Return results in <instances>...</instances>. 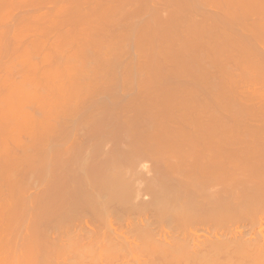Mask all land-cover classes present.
I'll return each instance as SVG.
<instances>
[{
	"label": "rangeland",
	"instance_id": "obj_1",
	"mask_svg": "<svg viewBox=\"0 0 264 264\" xmlns=\"http://www.w3.org/2000/svg\"><path fill=\"white\" fill-rule=\"evenodd\" d=\"M0 132L2 130H4V128H6V124H4L5 122L3 121V118L1 116H6L7 114H9L8 109L5 108L6 105V99L5 96H7V93H9V95L12 96L16 95H20L18 88L21 86H23L24 82L26 81L27 83H30L31 85H33V88L35 89L34 92H36L35 94L32 95L33 99L31 101L35 102L33 104V107L31 108V104L30 103H23V108L28 109L26 115L30 114V118L33 116V120L28 118L29 116H26V121L28 123V121H30V125L33 126L35 125V128L39 125V122L37 121L38 119H35L34 117L37 116V111H34L35 108L39 107L38 103L39 101L42 102L40 104V107L46 106L51 102V97H53V95L56 92V89H59L61 86H64L65 84H67L66 82H68L69 80V76L71 78L72 75H70V72L75 73L72 69L75 68H67L69 66V64L67 63L68 58L70 59H74L77 58V60L82 57V52L86 46L88 45L91 48H93L91 51L92 53H96L97 55L99 54V52H103L100 53L99 56H106L108 59L113 58L114 54H119L118 49H116L115 47H113V43H115L118 39L117 38H124V36L126 37L127 35L129 36V34L134 35L135 36H144L146 37L144 39V41L147 39L148 36V41L147 44L145 46H143L141 48V50H131L128 51V47L124 48L125 51L122 52V55H119V64H117V66H115V71L114 73L118 75H120L121 72L124 71V69L126 67H128V65L130 66V64H132V62H137L139 64H143L145 66V68H143L140 72V74H137L139 76H137V78L133 81L135 82L133 85L134 86L131 87L132 90H135L137 92H139V96H144L145 94L152 98L153 100H155V98H157L158 95H160L161 97V103L156 104L157 109L160 110V113L162 114V117H164V119L162 118L163 122L165 123L166 127H164L169 134H173V133H177L179 131H184L185 133H189L190 135V139L189 140H193L192 142H189V140H183V143H185L187 141V144H180L179 146L181 151L177 152V154H175V158L179 159L178 155L182 152V153H186L189 152L187 150H189L190 148L192 149H197L199 147H202L203 149L207 146V148L200 149V151H203L202 153L205 156L210 155V153L212 152V150L214 151H221V153L225 156L230 155L231 153L233 154H238V155H243V156H247L248 158H250L251 161L255 162L256 160L258 161L259 159H261V161H264V0H67L68 2H65L66 0H22V2L24 3L25 1H27L22 5L21 4H16L19 3V1H13L15 3H11L10 0H0ZM7 1V2H6ZM39 3H37V2ZM42 1V2H41ZM53 1V2H52ZM59 1V2H58ZM64 3H62V2ZM78 1V2H75ZM122 1V2H121ZM178 1V2H177ZM179 1L181 4H179ZM224 3H223V2ZM227 1V2H226ZM241 1V2H240ZM246 1V2H245ZM37 4H36V3ZM48 2V3H47ZM50 2V3H49ZM55 2V3H54ZM93 2V3H92ZM100 2V3H99ZM125 2V3H124ZM128 2V3H127ZM195 2V3H194ZM240 2V3H239ZM251 2V3H250ZM11 3V4H10ZM32 3V4H31ZM127 3V4H126ZM149 3V4H148ZM223 3V4H222ZM228 3V4H227ZM243 3V4H242ZM259 3V5H258ZM263 3V4H262ZM29 4V5H28ZM58 4V5H57ZM60 4V6H59ZM63 4V5H62ZM93 4V6H92ZM104 4V5H103ZM195 4V5H193ZM197 4V5H196ZM236 4V5H235ZM248 4V5H247ZM5 5V6H4ZM21 5V6H20ZM41 5V6H40ZM62 5V7H61ZM81 5V6H80ZM147 5V6H146ZM149 5V6H148ZM168 5V7H167ZM173 5V6H172ZM186 5H190L189 7H187ZM228 5V6H227ZM241 5V6H240ZM10 6V7H9ZM12 6V7H11ZM61 7V9H59V7ZM92 6V7H91ZM111 6V7H110ZM121 6V7H120ZM145 6V7H144ZM182 6V7H181ZM206 6V7H204ZM224 6V7H223ZM250 7L245 9L244 7ZM7 7V8H5ZM14 7V8H13ZM22 7V8H21ZM36 9H35V8ZM65 7V8H64ZM70 7V8H69ZM90 7V8H89ZM94 7V8H93ZM127 7V8H126ZM150 7V8H149ZM153 7V8H152ZM175 7V8H174ZM200 7V8H199ZM228 7V8H227ZM242 7V8H241ZM253 7V8H252ZM38 8V9H37ZM70 10H69V9ZM107 8V10L105 9ZM131 8V9H130ZM156 8V10H155ZM188 8V9H187ZM202 8V9H201ZM221 8V9H220ZM225 8V9H224ZM244 8V9H243ZM10 9V10H9ZM81 11H80V10ZM177 9V10H176ZM241 9V10H240ZM249 9V10H248ZM9 10V12H8ZM19 10V11H18ZM27 10V11H26ZM48 10V11H47ZM77 10V11H76ZM88 10V11H87ZM99 12H98V11ZM116 10V11H115ZM140 10V11H139ZM145 10V11H144ZM150 10V11H149ZM152 10V11H151ZM192 10V11H191ZM201 10V11H200ZM233 10V11H232ZM3 11V12H2ZM5 11V12H4ZM61 11V13L59 14L58 12ZM75 11V12H74ZM97 11V12H96ZM114 11V13H113ZM180 11V12H179ZM197 11V12H195ZM223 11V12H222ZM255 11V12H254ZM40 12V13H39ZM84 12V13H83ZM86 12V13H85ZM140 12V13H139ZM152 12V13H151ZM177 12V13H175ZM220 12V13H218ZM4 13V14H3ZM74 13V14H73ZM81 13V14H80ZM83 13V14H82ZM105 13V14H104ZM112 13V14H111ZM169 13V15H168ZM172 13V14H171ZM227 15H226V14ZM238 13L240 14V16L238 15ZM248 13V14H247ZM46 14V15H45ZM53 14V15H52ZM54 14H56L54 16ZM59 14V15H58ZM114 14V15H113ZM192 14V15H191ZM230 17H229V15ZM235 14L238 17V20L236 19V21H233L232 19L235 20ZM254 14V15H253ZM7 15V16H6ZM9 15V16H8ZM24 15V16H23ZM79 15V16H78ZM177 15V16H176ZM181 15V16H180ZM226 15V16H225ZM22 18H21V17ZM60 16V17H58ZM105 16V17H104ZM110 16V17H109ZM154 16H157L154 17ZM164 16V17H163ZM224 16V17H223ZM245 16V17H244ZM17 17V18H16ZM55 17V18H54ZM76 17V18H75ZM82 19H81V18ZM87 17V18H86ZM92 17V19H91ZM113 17V18H112ZM115 17V18H114ZM117 17V18H116ZM121 17V18H120ZM126 17V19H125ZM181 17V18H180ZM183 17V18H182ZM191 17V18H190ZM204 17V18H203ZM216 17V18H215ZM219 17V18H218ZM230 19H229V18ZM234 17V18H233ZM25 18V19H24ZM31 18V19H30ZM59 18V19H58ZM168 20H167V19ZM193 18V19H192ZM198 18V19H197ZM35 21H34V20ZM38 19V20H37ZM102 21H101V20ZM109 19V20H108ZM115 19V20H114ZM145 19V20H144ZM149 19V20H148ZM157 19V20H156ZM222 19V20H221ZM248 19V20H247ZM2 20V21H1ZM57 20V21H56ZM65 20V21H64ZM73 20V21H72ZM89 20V21H87ZM117 20V21H116ZM144 20V21H142ZM159 20V21H158ZM161 20V21H160ZM164 20V21H163ZM227 20V21H226ZM14 21V22H13ZM25 21V22H24ZM37 21V22H36ZM56 21V22H54ZM63 21V24H62ZM79 21V22H78ZM92 21V22H91ZM125 21V22H124ZM127 21V22H126ZM158 21V24L156 23ZM166 21V22H165ZM214 21V22H213ZM11 22V25L10 23ZM18 24H17V23ZM53 22V24H51ZM67 22V23H66ZM91 22V23H90ZM120 22H122L120 24ZM152 22V23H150ZM160 22V23H159ZM244 22V23H242ZM15 23V24H14ZM29 25H28V24ZM34 23V24H31ZM56 23V24H55ZM105 23V24H104ZM145 26H143V24ZM154 23V24H153ZM196 23V25L194 24ZM224 23V24H222ZM230 25H229V24ZM237 23V24H236ZM7 24V25H6ZM13 24V25H12ZM23 24V25H22ZM35 24H37L35 26ZM51 24V25H50ZM81 24V25H80ZM88 24V25H87ZM168 24V25H167ZM191 24V25H190ZM193 24V25H192ZM217 24V25H216ZM245 24V25H244ZM258 24V29L257 26ZM9 25V26H8ZM22 25V26H21ZM28 25V26H27ZM34 25V26H33ZM49 25V26H48ZM53 25V26H52ZM72 25V26H71ZM79 25V26H78ZM110 27H108V26ZM136 25V26H135ZM141 25V26H140ZM151 25V26H150ZM221 25V26H220ZM6 26V27H5ZM19 26V27H17ZM31 26H33L32 30H30ZM51 26V27H50ZM60 26V27H59ZM82 26V27H81ZM179 26V27H178ZM194 26V27H193ZM260 26V27H259ZM262 26V27H261ZM11 27V28H10ZM22 27V28H21ZM30 27V28H29ZM45 27V28H44ZM49 27V28H48ZM55 27V30H53ZM68 27V28H67ZM78 27V28H77ZM140 27V28H139ZM172 27V28H171ZM175 27V28H174ZM207 31H206V29ZM216 27V28H215ZM218 27V28H217ZM36 28V29H35ZM43 28V30H42ZM48 28V29H47ZM77 28V29H74ZM119 28V30H118ZM171 30H170V29ZM180 28V29H179ZM201 28H204L203 32L201 31ZM222 28V30H221ZM256 28V30L254 29ZM4 29V30H3ZM20 29V30H19ZM26 29V30H25ZM35 29V30H34ZM45 29V30H44ZM79 29V30H78ZM84 31H83V30ZM88 29V30H87ZM94 29V30H93ZM104 29V30H103ZM115 29V30H114ZM151 29V30H150ZM158 29V30H157ZM162 29V30H161ZM194 32H191V30ZM230 29V30H229ZM8 32H7V31ZM37 30V31H36ZM50 30V31H48ZM65 30V31H64ZM86 30V32H85ZM103 30V32H102ZM111 30V31H110ZM136 30V31H135ZM157 30V31H156ZM162 32H161V31ZM177 30V31H176ZM186 30V31H185ZM214 30V31H213ZM252 30V31H251ZM257 30H259V33L257 32ZM3 31V32H2ZM48 31V32H47ZM90 31V32H89ZM160 31V32H159ZM206 31V32H205ZM219 31V32H218ZM239 31V32H238ZM61 32V33H59ZM83 32V33H82ZM100 32V33H99ZM109 32V33H108ZM133 32V33H132ZM136 32V33H135ZM169 32V33H168ZM195 32H197L198 34H196ZM200 32V33H199ZM257 32V33H256ZM12 35H11V34ZM35 33V34H34ZM42 33V34H41ZM64 33V35H63ZM79 33V34H78ZM81 33V34H80ZM102 33V34H101ZM120 33V34H119ZM138 33V34H137ZM148 33V34H147ZM163 35V38H159L162 39V41H154L155 40V36L156 34ZM164 33V34H163ZM183 33V34H182ZM188 33H193V36H189ZM226 33V34H225ZM233 33V34H232ZM241 33V35H240ZM249 33V34H248ZM252 33V34H251ZM58 34V35H57ZM78 34V35H77ZM108 34V35H107ZM144 34V35H143ZM146 34V35H145ZM181 34V35H179ZM196 34V35H194ZM205 36H203V35ZM213 34V35H212ZM220 34V35H219ZM9 35V36H8ZM61 35V36H60ZM93 35V36H92ZM124 35V36H122ZM131 35V36H132ZM151 35V36H150ZM158 35V36H159ZM209 35V36H208ZM226 35V36H225ZM238 35V36H237ZM261 35V36H260ZM26 36V38H24ZM42 36V37H41ZM79 36V37H78ZM82 36V37H81ZM99 36V37H98ZM114 36V37H113ZM137 36V37H138ZM179 36V37H178ZM181 36V37H180ZM216 36V37H215ZM218 36V37H217ZM225 36V37H224ZM31 37V38H30ZM40 37V38H39ZM44 37V38H43ZM84 37V38H83ZM88 37V38H87ZM143 37V38H144ZM155 37V38H154ZM188 37V38H186ZM193 37V38H192ZM198 37V38H197ZM204 37V38H203ZM206 37V38H205ZM215 37V38H214ZM226 39V37L229 38V42L225 43L226 41L223 39ZM230 37H231V41H230ZM245 37V38H244ZM9 38V39H8ZM22 38V39H21ZM83 38V39H82ZM116 38V39H115ZM119 38V39H120ZM158 38V37H157ZM156 38V40H157ZM174 38V39H173ZM238 40H237V39ZM252 38V39H251ZM260 40H258V39ZM3 39V40H2ZM5 39V40H4ZM71 39V41H70ZM75 39V40H74ZM88 39V40H87ZM90 39V40H89ZM103 39V40H102ZM105 39V40H104ZM189 39L191 40L189 42L188 40V44H186V40ZM195 39L196 41L192 40ZM200 39V40H198ZM205 40V44H204V40ZM214 39H218L217 41ZM245 39V40H244ZM14 40V41H13ZM23 42H22V41ZM35 40V41H34ZM78 40V41H77ZM82 40V41H81ZM114 40V41H113ZM165 40V41H164ZM209 40V41H208ZM215 42H214V41ZM241 40V41H240ZM257 40V41H256ZM37 41V42H36ZM42 41V42H41ZM59 41V42H58ZM86 41V42H84ZM152 41V42H151ZM180 41V42H179ZM183 41V42H182ZM213 41V42H211ZM22 42V43H21ZM28 42V43H27ZM33 42V43H32ZM66 42V43H65ZM72 42H74L73 44H71ZM91 42V43H90ZM111 42V43H109ZM127 42V41H126ZM185 42V43H184ZM195 43V45L197 46L199 43V46H193L192 43ZM217 42V43H216ZM221 42V43H220ZM16 43V44H15ZM26 43V44H25ZM37 45H34V44ZM44 43V44H43ZM90 43V45H89ZM93 43V45H92ZM184 43V44H183ZM211 43H213V45L211 47H209L211 45ZM214 43L215 46H214ZM219 43V45L221 46H217V44ZM229 43V44H228ZM24 44V45H23ZM30 44V45H29ZM43 46H42V45ZM71 44V45H70ZM84 44V45H83ZM97 46H96V45ZM110 46L111 44L113 45L111 48V50H108L107 53H104L103 51V46ZM109 44V45H108ZM154 44V46H153ZM190 44V45H189ZM192 44V45H191ZM210 44V45H209ZM262 44V45H261ZM16 45V47H15ZM22 45V46H21ZM40 45V46H39ZM70 45V46H69ZM76 45V46H75ZM82 45V46H81ZM86 45V46H85ZM100 45V46H99ZM127 45V44H126ZM156 45V47H155ZM165 45V46H164ZM168 47H167V46ZM206 45V46H204ZM209 45V46H208ZM239 45V46H238ZM255 45V46H254ZM14 46V47H12ZM19 46V47H18ZM53 46V47H52ZM85 46V47H84ZM92 46V47H91ZM153 46V47H152ZM185 46V47H184ZM191 48V46H193L195 48L189 49V47ZM234 46V48H233ZM250 46V47H249ZM11 47V48H10ZM31 49H30V48ZM43 47V48H41ZM152 47V50H151ZM155 47V48H154ZM206 48L205 50L208 51V53H203L204 48ZM209 47V48H208ZM217 49L218 47H220V50H222V48L226 47L224 51L220 52L222 54V56H220L219 54L216 55L214 54L213 51H215V48ZM232 47V48H231ZM13 48V49H12ZM34 48V49H33ZM39 48V49H38ZM48 48V49H45ZM58 48V49H57ZM81 48V50H80ZM162 48V49H161ZM209 50H208V49ZM228 48V49H227ZM239 48V49H238ZM242 48V49H241ZM248 48V49H247ZM13 53H12V51ZM22 49V50H21ZM53 51H52V50ZM67 49V50H66ZM69 49V50H68ZM115 49V50H114ZM173 49V50H172ZM202 50V53L200 50ZM232 49V50H231ZM235 49V50H234ZM237 49V50H236ZM4 50V51H3ZM38 50V51H37ZM41 50V51H40ZM43 50V51H42ZM51 50V51H50ZM80 50V51H79ZM95 50V51H94ZM117 50V52H116ZM219 50V49H218ZM215 51V53L218 52ZM231 53H229L228 52ZM3 51V52H2ZM31 51V52H30ZM34 51V53H33ZM40 51V52H39ZM112 51V52H111ZM128 51V52H127ZM149 51V52H148ZM166 51V52H165ZM168 51V52H167ZM180 53H179V52ZM200 51V52H199ZM227 51V52H226ZM235 51V52H234ZM241 51V52H240ZM252 53H251V52ZM10 52V53H9ZM54 52V53H53ZM71 52V53H70ZM81 52V53H80ZM127 52V53H126ZM137 52V53H136ZM147 52V54H145ZM160 52V53H159ZM164 52V53H162ZM190 52V53H189ZM199 52V53H198ZM218 52V53H219ZM240 54H239V53ZM7 53V54H6ZM21 53V54H20ZM37 53L40 55H37ZM60 53V55H59ZM65 53V54H63ZM132 53V54H131ZM150 53V54H149ZM174 53V54H173ZM231 55L232 57H230L229 55ZM233 53V55H232ZM6 54V55H5ZM17 54V55H16ZM36 54V55H35ZM52 54L54 56H52ZM81 54V55H80ZM102 54V55H101ZM105 54V55H104ZM144 54V55H143ZM158 54V57H157ZM163 54V56H162ZM170 54V55H169ZM181 54V55H180ZM217 56V57H215ZM258 54V55H257ZM11 55V56H10ZM21 55V56H20ZM56 55V56H55ZM110 57H109V56ZM135 55V56H134ZM141 55V56H140ZM151 55V56H150ZM154 55V56H153ZM175 55V56H174ZM180 55V56H179ZM204 55V56H203ZM218 58V59H215ZM225 55H227L225 57ZM241 55V56H240ZM244 55V56H242ZM13 56V57H12ZM36 56V57H35ZM116 56V55H115ZM122 56V57H121ZM132 56H134L132 58ZM150 56V57H149ZM192 56V58H191ZM196 56V58H195ZM250 56V58H249ZM7 57V58H6ZM52 57V58H50ZM67 57V59H66ZM125 57V58H124ZM174 57V58H173ZM177 57V59H176ZM224 57V59H222ZM2 58V59H1ZM9 58V59H8ZM15 58H16V63H15ZM41 58V59H40ZM56 58V59H55ZM127 58V60H126ZM135 58V59H134ZM139 58V59H138ZM148 58V59H147ZM152 58V59H151ZM226 58V59H225ZM229 58V60H228ZM254 58V61L252 60ZM6 59V60H5ZM28 59V60H27ZM154 59V60H153ZM162 59V60H161ZM175 59V60H174ZM179 59V60H178ZM183 59V60H182ZM191 59V60H190ZM242 59V60H241ZM2 60V61H1ZM20 60V61H19ZM23 60V61H22ZM25 60V61H24ZM76 60V59H74ZM152 60V61H150ZM158 62H156V61ZM185 60V61H184ZM224 60V61H223ZM226 60V61H225ZM248 60V61H247ZM249 63V67H251V65L253 64V67L249 68L248 67V62ZM9 63H7V62ZM31 61V62H30ZM43 61V62H42ZM47 61V62H46ZM49 61V62H48ZM129 61V63H128ZM175 61V62H174ZM179 61V62H178ZM196 61V62H195ZM212 61V62H211ZM214 61V62H213ZM217 61V62H215ZM247 61V63H246ZM39 62V63H38ZM52 62V63H51ZM133 62V64H134ZM188 62V63H187ZM190 62V63H189ZM211 62V63H208ZM221 62V63H220ZM228 62V63H227ZM232 62V63H231ZM253 62V63H252ZM11 63V64H10ZM13 63V64H12ZM22 65H21V64ZM25 63V65H24ZM44 63V64H43ZM167 63V64H166ZM174 63V64H173ZM176 63V64H175ZM179 63V64H178ZM204 63V65H203ZM220 63V64H219ZM223 63V64H222ZM10 64V67H9ZM46 64V65H45ZM121 64V65H120ZM195 64V65H194ZM206 64V65H205ZM216 64V65H215ZM219 64V65H218ZM12 65V66H11ZM14 65V66H13ZM16 65V66H15ZM19 65V66H17ZM35 65V67H34ZM42 67H41V66ZM53 65V66H52ZM61 65V66H60ZM68 65V66H67ZM150 65V67H148ZM158 65V66H157ZM161 65V66H160ZM186 65V66H185ZM201 65V66H200ZM221 65V66H220ZM228 65V66H227ZM256 65V66H255ZM164 66V67H163ZM167 66V67H166ZM173 66V67H172ZM192 66H194V68H192ZM199 66V67H196ZM213 66V67H212ZM242 66V67H241ZM4 67V68H3ZM18 67V68H17ZM23 67V68H21ZM42 69H41V68ZM59 67V68H58ZM125 67V68H124ZM180 67V68H178ZM188 67V69H187ZM196 67V68H195ZM202 69H201V68ZM224 67V68H223ZM256 67V68H255ZM9 68V69H8ZM29 68V69H28ZM66 68V69H65ZM83 68V67H82ZM79 68V70H77L78 72L82 69ZM148 68V69H147ZM153 68V69H152ZM172 68V70H171ZM177 68V70H176ZM249 68V69H248ZM21 69V71L19 70ZM36 69L38 71H36ZM78 69V68H76ZM75 69V71H76ZM87 67H84L83 70L81 72L87 73L89 72V70ZM148 70V72L146 70ZM161 69V70H160ZM214 69V70H213ZM218 69V70H217ZM242 69V70H241ZM3 70V71H2ZM44 72H43V71ZM61 70V71H60ZM120 70V71H119ZM123 70V71H122ZM160 70V71H159ZM189 70V71H188ZM199 70V71H198ZM207 70L206 73H203ZM210 70V71H209ZM224 70V71H223ZM260 70V71H259ZM11 71V72H10ZM17 73H16V72ZM27 71V72H26ZM70 71V72H69ZM76 71V72H77ZM146 71V72H145ZM155 71V72H154ZM168 73H167V72ZM172 71V73H171ZM174 71V72H173ZM179 71V72H178ZM182 73H181V72ZM188 71V72H187ZM202 71V72H201ZM209 71V72H208ZM19 72V73H18ZM32 72V73H31ZM152 72V73H151ZM165 72V73H164ZM232 72V73H231ZM7 73V74H6ZM28 73V74H27ZM38 73V74H37ZM44 73V75H43ZM52 73V74H51ZM57 73V74H56ZM68 73V74H66ZM80 73V72H79ZM148 73V74H146ZM151 75H150V74ZM177 73V75H176ZM197 75H196V74ZM202 75H201V74ZM212 73V74H209ZM214 73V74H213ZM216 73H219L218 75ZM222 73V75H221ZM227 73V74H226ZM249 73V74H248ZM259 73V74H258ZM18 74V75H17ZM88 74V73H87ZM86 74V75H87ZM207 74V75H206ZM235 74V75H234ZM15 75V76H14ZM29 75V76H28ZM85 75V74H84ZM145 75V76H142ZM209 75V76H208ZM220 75V76H219ZM237 75V76H236ZM8 76V77H7ZM11 76V77H10ZM21 76V77H20ZM39 78H38V77ZM57 76V77H56ZM149 76V77H148ZM162 76V77H161ZM172 76V77H171ZM177 76V77H176ZM198 78H197V77ZM201 76V77H200ZM215 78H214V77ZM224 76V77H221ZM235 76V77H234ZM241 76V77H240ZM10 77V78H9ZM29 77V78H28ZM61 77V78H60ZM146 77H148L146 79ZM159 77V80H158ZM161 77V78H160ZM188 77H190L188 79ZM211 77V78H210ZM221 77V78H220ZM250 77V78H249ZM42 78V79H41ZM65 78V79H64ZM173 78V79H171ZM201 78V79H200ZM209 78V79H208ZM220 78V80H219ZM223 78V79H222ZM232 78V79H231ZM253 78V81H252ZM11 79V80H10ZM26 79V80H25ZM57 79V80H56ZM61 79V80H60ZM67 79V81H66ZM167 79V80H166ZM197 79V80H196ZM199 79V80H198ZM222 79V80H221ZM235 79V80H234ZM4 80V81H3ZM8 80V81H7ZM16 82H15V81ZM46 80V81H45ZM152 80V81H151ZM158 80V81H156ZM10 81V82H9ZM30 81V82H29ZM41 81V82H40ZM151 81V82H150ZM174 81V82H173ZM209 81V82H208ZM214 81V82H213ZM225 81V82H224ZM244 81V82H243ZM13 82V83H12ZM54 82V83H53ZM64 82V83H63ZM138 82V84H137ZM153 82V83H152ZM159 82V83H158ZM163 82V83H162ZM196 82V83H195ZM198 82V83H197ZM215 84H212V83ZM219 82H221L219 84ZM238 82V83H237ZM254 82V83H253ZM262 85H261V83ZM20 83H22L20 85ZM26 83V84H27ZM40 83V84H39ZM51 83V84H50ZM141 83V85H140ZM152 83V84H151ZM158 83V85H157ZM201 83V84H200ZM224 83V84H223ZM230 83V84H229ZM249 83V84H248ZM253 83V84H252ZM7 84V86H6ZM16 84H19L16 86ZM241 84V85H240ZM258 84V85H257ZM50 86V87H47ZM60 87H59V86ZM137 85L138 87L136 88ZM211 85V86H210ZM232 85V86H231ZM17 87V90H15V87ZM59 88H58V87ZM146 86V87H143ZM151 86V87H150ZM158 86V87H157ZM172 86V87H171ZM183 86V87H182ZM227 86V87H226ZM235 86V87H234ZM14 87V88H13ZM53 87V88H51ZM57 87V88H56ZM165 87L168 89H165ZM185 87V88H184ZM202 87V88H201ZM204 87V88H203ZM210 87V88H209ZM251 87V88H250ZM23 88V87H22ZM47 88L49 90H47ZM139 88V89H138ZM143 88V89H142ZM151 88V89H150ZM163 88V89H162ZM199 88V89H198ZM206 88V90H205ZM220 88V89H218ZM226 88V89H225ZM256 88V89H255ZM131 89L127 90H123L119 93H122L121 96H123V99L126 97V99H132L134 96L133 94L136 93V91H132ZM186 91H185V90ZM202 89V90H201ZM236 89V90H235ZM243 89V90H242ZM254 89V90H253ZM54 90V92H53ZM139 90V91H138ZM145 90V91H144ZM184 90V91H183ZM189 90L191 92H189ZM223 90V91H222ZM231 90V92H230ZM50 91V92H49ZM153 91V93H152ZM161 91V93H160ZM164 91V92H163ZM178 91V92H177ZM213 91V92H212ZM216 91V92H214ZM228 91V92H227ZM234 91V92H233ZM262 93H261V92ZM39 92L41 94V96L43 97H39ZM53 92V93H52ZM133 92V93H132ZM166 92V93H165ZM222 92V93H221ZM227 92V93H226ZM237 92V93H236ZM246 92V93H245ZM47 93V94H46ZM152 95H151V94ZM169 93V94H168ZM178 93V94H177ZM190 93V94H187ZM193 93V94H192ZM203 93V94H202ZM217 93V94H216ZM226 93V94H224ZM261 93V94H260ZM45 94V95H44ZM137 94V93H136ZM141 94V95H140ZM144 94V95H142ZM180 94V95H179ZM212 94V95H211ZM229 94V95H228ZM37 95V96H35ZM131 95V97H130ZM136 95V96H138ZM145 95V96H146ZM190 95V96H189ZM210 95V96H209ZM219 95V96H218ZM225 95V96H224ZM231 96V98H227V96ZM252 95V96H251ZM9 96V97H10ZM133 96V97H132ZM138 96V98H139ZM144 96V97H145ZM194 96V97H193ZM204 96V97H203ZM222 96V97H221ZM159 97V96H158ZM35 98V99H34ZM49 98V99H48ZM143 97L139 98V100L141 99V107L139 106L138 108H136V110H144L146 109V105H143L144 103V99H142ZM163 98V99H162ZM177 98V99H176ZM184 98V99H183ZM192 98V99H190ZM221 98V99H220ZM225 98V99H224ZM234 100H231V99ZM249 98V99H248ZM263 98V99H262ZM41 99V100H40ZM124 99V100H126ZM127 99V100H128ZM169 101H168V100ZM214 99V100H213ZM224 99V100H223ZM34 100V101H33ZM39 100V101H37ZM160 100V98H158V101ZM194 100V101H193ZM201 100V101H200ZM225 100L227 102H225ZM231 100V102H230ZM257 100V101H256ZM13 104L15 105H11L13 110L15 109L16 111L18 110V106L16 107V103L15 100H13ZM44 101V102H43ZM166 101V102H165ZM4 102V103H3ZM30 102V101H27ZM160 102V101H159ZM168 102V103H167ZM189 102V103H188ZM204 102V103H203ZM238 102V103H236ZM46 103V104H45ZM214 103V104H213ZM218 103V104H216ZM227 103V104H226ZM250 103V104H249ZM1 104H5L4 106ZM25 104V105H24ZM30 104V105H29ZM37 104V105H36ZM137 104V103H136ZM139 104V103H138ZM166 104V105H165ZM168 104V105H167ZM174 104V105H173ZM178 104V105H177ZM182 104V106H181ZM193 106H192V105ZM212 104V105H211ZM238 104V105H237ZM240 104H242V107L240 106ZM202 105V108L201 106ZM206 105V106H205ZM237 107H236V106ZM257 105V107H256ZM10 106V104H9ZM27 106V107H26ZM36 106V107H35ZM143 106V108H142ZM167 106V107H166ZM177 106V107H176ZM180 106V107H179ZM189 106V107H188ZM195 106V107H194ZM197 106V108H196ZM205 106V107H204ZM209 106V108H208ZM215 106V107H214ZM222 106V107H221ZM251 106V107H250ZM16 107V108H15ZM30 107V109L28 108ZM79 107H81L79 105ZM192 107V108H191ZM242 109H240V108ZM249 107V108H248ZM4 110H3V109ZM122 109L118 110V113H120V116H122L123 119H127L129 118H134V113H136V110H131L133 108H126V106L124 107H120ZM248 108V109H247ZM6 109V110H5ZM25 109V110H26ZM164 109V110H163ZM170 109V110H169ZM200 112H199V110ZM203 109V110H202ZM250 109V111H249ZM24 110V111H25ZM36 110V109H35ZM123 110V111H122ZM131 110V111H130ZM162 110V111H161ZM174 110V111H173ZM178 110V111H177ZM228 110V111H227ZM239 110H242L243 112H240ZM3 111V113H2ZM5 111L7 113H5ZM80 113L76 112V118L79 119V117L81 116V114L83 113V110L80 109ZM98 111V109H97ZM122 111V112H121ZM183 111V112H182ZM186 111V112H185ZM211 111V112H210ZM239 111V112H238ZM258 111V112H257ZM20 112V111H19ZM99 112V111H98ZM128 112V113H127ZM134 112V113H133ZM159 112V111H158ZM171 112V113H169ZM173 112V113H172ZM192 112V113H191ZM204 112V113H203ZM246 112V113H244ZM251 112V113H250ZM253 112V113H252ZM5 113V115H4ZM78 113V115H77ZM123 113L125 115H123ZM195 113V115H194ZM206 113V114H205ZM215 113V114H214ZM237 113V114H236ZM239 113V115H238ZM244 113V114H243ZM249 113V114H248ZM28 114V115H29ZM36 114V115H35ZM184 114V115H183ZM189 114V115H188ZM208 114V115H207ZM131 115V116H130ZM242 115V116H241ZM170 116V117H169ZM173 116V117H172ZM176 116V117H174ZM196 116V117H195ZM213 116V117H212ZM194 117V118H193ZM205 117V118H204ZM210 117V118H209ZM261 117V118H260ZM175 118V119H174ZM219 118V119H218ZM243 118V119H241ZM246 118V119H245ZM30 119V120H28ZM181 119V120H180ZM193 119V120H192ZM198 119V120H197ZM200 119V120H199ZM241 119V120H240ZM35 120V121H34ZM133 120V119H132ZM165 120V121H164ZM174 120V121H173ZM176 120V121H175ZM179 120V121H178ZM246 120V121H245ZM172 121V122H171ZM215 121V122H214ZM217 121H219L218 123H216ZM262 121V122H261ZM2 122V123H1ZM36 122V123H34ZM162 122V125H164V123ZM230 122V123H229ZM184 123V124H183ZM190 123V124H189ZM206 123V124H205ZM209 123V124H208ZM215 123V124H214ZM4 126H3V125ZM38 124V125H37ZM204 124V125H203ZM79 125V126H78ZM77 125V131L75 130L74 134L72 136H70L69 138H67L65 141L60 142L59 140L57 141L56 137H51L50 139L52 140H48L49 142L43 144L42 149L45 148L46 144L47 147L51 146V144H53V146L58 142H59V147H61V153H60V158H63L60 160L59 165L55 167L56 171V176L60 177V180L63 182L61 175L64 178H66V180H68V178H70L71 176V170L69 168H67V157L70 156V154L77 148V146H79L82 150V154H85L84 157H86L87 155L92 156V160L93 162L95 161V163H98L99 161H104L107 160V158L109 159L110 156L113 157V153L116 152V146L115 145V141L112 140V138L109 139H105L103 140L99 145H97V147L95 148L94 145L89 144L88 140L86 142L87 139V129L84 127H81V124ZM142 125V123L140 124ZM184 125V126H183ZM212 125V126H210ZM195 126V127H194ZM261 126V127H260ZM81 127V128H80ZM182 127V128H181ZM203 127V128H201ZM3 128V129H1ZM34 128V130H35ZM197 128V129H196ZM82 129V130H81ZM183 129V130H180ZM210 131H213L211 133H208ZM258 131H257V130ZM37 130V129H36ZM35 132L33 133L30 130L25 131L21 137L18 136L15 138H9L8 137H4V141L5 142H1L3 140L1 134H0V151L2 152L5 149V152L3 154H9L10 158L9 159H14L11 160L12 162H15L11 171V177L10 173H8V177L12 180L13 185L8 187L7 190L3 191L4 188L2 186L0 191V197L2 194V199H0V264H3V260H4V264H40L42 262V255L41 250L39 249L41 244L43 243V238H42V234H44L45 230L47 228L46 223L43 221V217L42 215H45V212L48 211H52L55 207V203L53 204V198L55 197V195H53V191H52V180L50 177L42 179V180H36V179H32L29 178V172L28 169L32 168V165H37L38 161L37 160L40 157V151H38L37 149L34 150L35 152L38 151V153H32L29 155V157L31 156V161H29V163L31 162V164H29L28 162L25 163L22 159L23 157V150L28 147V145L31 144V142H33L35 140V138H37L36 135H38ZM197 130V131H196ZM198 130H205V132L203 131L202 133ZM208 130V131H206ZM215 130V131H214ZM222 130V132H221ZM233 130V131H231ZM237 130V132H236ZM255 130V131H254ZM260 130V131H259ZM262 130V131H261ZM187 131V132H186ZM227 131V132H226ZM32 132V133H30ZM85 132V133H84ZM172 132V133H171ZM195 132V133H193ZM199 132V133H198ZM30 133V134H29ZM84 133V134H83ZM193 133V134H192ZM244 133V134H243ZM251 133V134H250ZM32 134V135H31ZM196 134V135H195ZM198 134V135H197ZM212 134V136H211ZM257 134V135H256ZM78 135V136H77ZM223 135V136H222ZM249 135V136H248ZM29 136L30 137L29 139ZM208 136V137H207ZM210 136V137H209ZM234 136V137H232ZM236 137V138H235ZM240 137V138H239ZM257 137V138H256ZM8 138V139H7ZM22 138V139H20ZM28 138V139H27ZM32 138V139H31ZM73 138V139H72ZM193 138V139H191ZM195 138L199 139V140H195ZM206 138V139H205ZM210 138V139H209ZM229 138V139H228ZM235 140H234V139ZM205 139V141H204ZM233 139V140H232ZM11 142H10V141ZM15 140V141H14ZM17 140V141H16ZM24 140V141H23ZM72 140V141H71ZM107 140V141H106ZM127 139H121L120 143L126 141ZM203 140V142H201ZM55 141V143L53 142ZM71 141V142H70ZM106 141V142H105ZM111 141V142H109ZM199 141V143H204L206 146H204V144L202 146L196 145V143L194 144V146H190L191 143ZM210 141V142H209ZM262 141V143H261ZM8 142V143H7ZM28 142H30V144H28ZM53 142V143H52ZM82 142V144H81ZM190 144H189V143ZM207 142V143H205ZM212 142V143H211ZM216 142L218 144H216ZM21 143H23L24 145H22ZM27 143V144H26ZM70 143V144H69ZM73 143V144H72ZM89 145H85V144ZM125 143V142H124ZM221 145H220V144ZM225 143V144H224ZM248 143V144H247ZM254 143V144H253ZM258 143V144H257ZM7 144V145H5ZM26 144V145H25ZM208 144V145H207ZM244 144V145H243ZM261 144V145H260ZM22 145V146H21ZM56 145V146H58ZM76 147H75V146ZM81 145V146H80ZM83 145V146H82ZM101 145V146H100ZM122 145L125 144H121V147H123ZM183 145V146H182ZM215 145V146H213ZM228 145V146H227ZM232 145V146H231ZM235 145V146H234ZM2 146H3V150H2ZM8 146V147H7ZM67 146V147H66ZM195 146H197L195 148ZM243 146V147H242ZM247 146V147H246ZM6 147V148H5ZM73 147V148H72ZM190 147V148H188ZM230 147V148H229ZM237 147V148H235ZM250 147V148H248ZM22 148V149H21ZM68 148V149H66ZM92 148V149H91ZM182 148V149H181ZM212 148V149H211ZM88 149V150H87ZM94 149V150H93ZM209 149V150H208ZM228 149V150H227ZM248 149V150H247ZM253 151H252V150ZM258 149V150H257ZM100 150V151H99ZM115 150V152H114ZM183 150V151H182ZM223 150V152H222ZM238 150V151H237ZM244 150V151H243ZM263 150V151H262ZM8 151V152H7ZM71 151V152H70ZM90 151V152H89ZM96 151V152H95ZM199 151V152H200ZM0 152V154L3 156V154ZM66 152V153H64ZM253 155L250 156L251 153ZM69 153V154H68ZM88 153V154H87ZM230 153V154H229ZM249 153V154H247ZM11 154V155H10ZM21 154V156H20ZM36 154H38L36 156ZM95 156H94V155ZM256 154V155H255ZM261 154V155H260ZM0 155V165L2 163H4V158ZM34 155L36 157H34ZM68 155V156H66ZM18 156V158H16ZM21 158H20V157ZM97 156V157H96ZM14 157V158H12ZM90 156H88L87 158H89ZM94 157V159H93ZM2 158V160H1ZM20 158V159H19ZM36 158V159H35ZM174 158V156H173ZM171 158V159H173ZM19 159V162L17 161ZM91 159V157H90ZM253 159V160H252ZM6 160V159H5ZM37 160V161H36ZM99 160V161H98ZM140 160V161H139ZM175 160V159H174ZM255 160V161H254ZM2 161V162H1ZM10 161V160H9ZM21 161V162H20ZM23 161V163H22ZM33 161V162H32ZM173 162V160H171ZM177 160H175L174 162H176ZM65 164H64V163ZM136 163H134L135 165L132 166L133 168H129L127 170L128 172V177L132 178L131 175L134 177L132 178V185L134 184L133 189L137 192L134 191L135 195L132 196V200L131 203L139 205V204H145L147 202H149L150 204V200H151V192H150V175L152 176V164L149 158H144L141 157V159L139 158L138 160L135 161ZM186 162V161H185ZM187 162H190L187 160ZM185 163V165H187L188 163ZM18 163V165H16ZM23 165H20V164ZM61 163V164H60ZM29 164V165H28ZM20 165V166H19ZM64 165V166H63ZM2 166V165H1ZM0 166V170H2V167ZM30 166V167H29ZM60 166V168H59ZM63 166V167H62ZM151 167V168H150ZM68 170V171H67ZM138 170V171H137ZM134 171V173H133ZM16 173V174H15ZM126 173V172H125ZM26 175V177L24 175ZM54 174V173H53ZM58 174V175H57ZM65 174V175H64ZM67 174V175H66ZM130 174V175H129ZM135 174V175H134ZM138 174V175H137ZM241 175V178L243 177V179H246V175L247 173L244 171L239 173ZM246 174V175H245ZM13 175V176H12ZM15 175V176H14ZM21 175V176H20ZM55 175V174H54ZM65 177H64V176ZM69 175V176H68ZM0 183H1V179L3 177L2 175V171H0ZM5 177V176H4ZM3 177V180H4ZM141 177V178H140ZM50 178V179H49ZM32 179V180H30ZM2 180V182H3ZM26 180V181H25ZM51 180V181H50ZM248 180V179H246ZM15 181V182H14ZM32 181V182H31ZM65 181V180H64ZM71 181V180H70ZM69 181V183H70ZM72 182V181H71ZM37 183V184H36ZM67 184L64 185L65 189L69 192L71 191L72 187L74 188V186L72 184H74L73 182L71 184ZM136 183V184H135ZM26 184V185H25ZM28 184V185H27ZM35 184V185H34ZM40 184V185H39ZM19 185V186H18ZM69 185L68 188L67 186ZM72 185V187H71ZM153 185V184H152ZM18 186V187H17ZM25 187V188H24ZM32 187V188H31ZM43 187V188H42ZM152 187V186H151ZM156 187V186H154ZM158 187V186H157ZM160 187V185H159ZM10 188V190L8 191V189ZM22 188V189H21ZM68 188V189H67ZM137 188V189H136ZM24 189V190H23ZM29 189V190H28ZM44 190V191H43ZM50 190V191H49ZM18 191V192H16ZM66 191V192H67ZM38 192V193H37ZM49 195H47L48 193ZM50 192L52 194V196L50 195ZM6 193H9L10 196H14V198H12V202H15V205H17V207L15 206V211L14 213H10L9 214V210L7 206V203L4 201V196ZM17 193V194H16ZM19 193V194H18ZM16 196V198H15ZM20 196V197H19ZM51 196V197H48ZM19 197V198H17ZM47 197V198H46ZM45 198L47 199L45 201ZM50 198V201L48 200ZM52 198V199H51ZM11 199V198H10ZM14 199V200H13ZM55 199V198H54ZM11 201V200H10ZM18 201V202H17ZM39 201V202H38ZM138 201V202H137ZM22 202V203H21ZM30 202V204L28 203ZM141 202V203H140ZM46 203V205H45ZM48 203L51 206H48ZM52 203V204H51ZM3 204V205H2ZM20 204V205H19ZM35 204V205H34ZM40 204V205H39ZM44 204V205H42ZM53 205V206H52ZM19 206V207H18ZM22 206V207H21ZM28 206V207H27ZM46 206H48V208L46 209ZM44 209H43V208ZM27 208V212L29 210V214L27 215L28 219L32 216V219L34 218V222L31 220L28 221L30 223H33L32 228L34 233L31 234L30 230H32L29 226L30 223L27 222V226L25 225V223L23 221L26 222L24 218V216H21V210L23 209V212L25 211L24 209ZM39 208V209H38ZM33 212H31L32 210ZM45 209L47 211H45ZM45 212H44V211ZM152 209H146L145 212H143V214L145 213V215H143L142 213L135 215V213L133 214H129L131 216L127 217L123 216V218L121 219V217H118L112 215L110 217L111 220H107L110 222H107L108 224L102 225V224H98L95 220H92V218H87L84 219L83 221L79 222H75L72 224V226L69 228V235H76V236H80L82 240H84L85 242L89 241L91 238L96 237L95 238V244L98 245L99 248H97L95 246L94 250H99L102 248L101 245H103L102 243H105L103 241H106L105 239L109 238H105V235H107L108 230H111L114 234L113 237H111V231H109V235L111 238L115 239H119V240H125L127 242V244L129 246H134V244L136 245L139 241L138 238H136L135 236H133L134 233H132L130 231V226L131 223L133 224V222L139 225H146L149 224L150 228H152V230L155 233V238H157L158 240H162L161 242L164 241H168L172 239L173 234L175 233L172 229L168 228V227H160L159 223L156 222L155 220H152V218L154 219V216L152 217L150 211ZM7 211V212H6ZM22 212V214H23ZM44 213V214H43ZM42 214V215H41ZM137 214V213H136ZM13 215V217H12ZM31 215V216H30ZM10 216V217H9ZM17 216V217H16ZM20 216L22 217L21 219H23L21 221ZM30 216V217H29ZM40 216V217H39ZM264 216V215H263ZM37 217V218H36ZM126 217V218H125ZM16 218V219H14ZM115 218V219H113ZM117 218V219H116ZM264 218V217H263ZM7 219V220H6ZM91 219V220H90ZM9 220V221H8ZM38 220V221H37ZM7 222V223H6ZM14 222V223H13ZM40 222V223H39ZM154 222V223H152ZM263 224H261L262 227H264V219H263ZM79 223V224H78ZM29 224V226H28ZM41 224V225H40ZM154 224V225H153ZM241 224V223H240ZM240 224H236L237 227H241V229H239V231H242V229L246 230V228H248L250 226V224L248 223L247 227L242 228V226L246 225V222L244 223L245 225H243V223ZM25 225V226H24ZM37 225V226H36ZM109 225V226H107ZM140 225V226H141ZM161 225V224H160ZM240 225V226H239ZM105 226V228H104ZM135 226V225H133ZM148 226V225H146ZM154 226V227H153ZM202 226L199 227H195L199 230H192V233L190 235V237L188 238V240L191 238L192 236V240L190 243L195 244L193 245L194 247H197V245L199 246V248H194L193 246L191 248H194L195 250L199 249L200 250L204 249L203 246L200 247V243H202L201 241H203L202 239L204 238V241H206V238L211 237V235L213 236V238L222 236V232L221 230L217 231L214 229V231H212L213 229H211V227L207 225L205 227V225L203 227L207 228V230L202 229ZM46 227V228H45ZM111 227V228H110ZM113 227V228H112ZM132 227V226H131ZM143 227V226H142ZM3 228V229H2ZM8 228V229H6ZM211 229L212 232H214L216 236L213 235V233L211 234V231L208 229ZM259 226L256 225L254 230L257 232L258 231ZM71 229V230H70ZM132 229V228H131ZM235 229V232L238 231V228ZM25 230V231H24ZM27 230V231H26ZM99 230V231H98ZM106 230V231H105ZM156 230V231H155ZM205 233H204V231ZM237 230V231H236ZM38 231V232H37ZM43 231V232H42ZM49 231V232H48ZM46 231L48 234V240H50L49 242H64L65 238H62V234L59 232V230H48ZM103 233H102V232ZM172 231V232H171ZM203 231V232H202ZM210 232V235H208ZM2 232V233H1ZM12 232V233H11ZM26 232V233H25ZM71 232V233H70ZM100 232V233H99ZM218 232V235L216 234ZM95 233V234H94ZM221 233V234H219ZM28 234V235H27ZM38 234V235H37ZM61 234V235H60ZM82 234H87V235H82ZM100 234V235H99ZM102 234V235H101ZM132 234V235H131ZM17 235V236H16ZM30 235V236H29ZM32 235V236H31ZM41 235V236H40ZM51 235V236H50ZM118 235V236H117ZM172 235V236H171ZM19 236V237H18ZM133 236V237H132ZM171 236V237H170ZM203 236V237H202ZM206 236V237H205ZM224 236V235H223ZM227 236V235H225ZM224 236V237H225ZM2 237V238H1ZM61 237V238H60ZM66 237V236H64ZM89 237V238H87ZM100 237V238H99ZM107 237V236H106ZM109 237V236H108ZM202 237V238H201ZM37 238V239H35ZM42 238V239H41ZM50 238V239H49ZM123 238V239H122ZM171 238V239H170ZM223 238V237H222ZM24 239V240H23ZM39 239V240H38ZM52 239V241H51ZM57 239V240H56ZM59 239V241H58ZM116 239V240H117ZM55 240V241H54ZM61 240V241H60ZM107 240V241H108ZM137 240V241H136ZM209 240V239H208ZM5 241V242H4ZM130 241V242H129ZM23 242V243H22ZM52 242V243H53ZM137 242V243H136ZM194 242H197L194 243ZM200 242V243H199ZM38 243V244H37ZM98 243V244H97ZM30 244V245H29ZM35 244V245H34ZM203 244V243H202ZM205 244V243H204ZM19 245V246H18ZM22 245V246H21ZM39 245V246H38ZM31 246V247H30ZM37 246V247H36ZM101 246V248H100ZM205 246V245H204ZM7 247V248H6ZM13 247V248H12ZM203 247V248H202ZM5 248V249H4ZM16 248V249H15ZM202 248V249H200ZM8 249V250H7ZM55 248H53L54 251ZM206 249V248H205ZM204 249V250H205ZM1 250H3L4 252H1ZM202 250V251H204ZM54 253V257H52L50 255V261L52 260V264L53 262L58 264H67L69 263V261H71L72 263V256L70 254L68 255H59L58 251L56 252H51ZM102 250H100L99 254L101 253ZM205 252V251H204ZM6 253V254H5ZM96 253V252H95ZM94 253V255H95ZM98 253V252H97ZM96 253V256H98L99 254ZM103 253V252H102ZM203 253V252H200ZM5 254V255H4ZM36 254V255H35ZM58 254V255H57ZM136 254V255H135ZM135 254L132 253V255L130 254H126L123 255L124 259L121 258V256L116 257L117 259L114 258L115 262L113 261V263L115 264H148V260L150 259L151 261H154L155 259H153L151 256L148 255V257L146 256V254L143 256L141 253L139 254L135 252ZM138 254V255H137ZM56 255V256H55ZM94 255H92V257H94ZM103 255V254H102ZM101 254L98 256H102ZM12 256V257H11ZM65 256V257H64ZM88 256V254L86 255ZM85 255L83 257H86ZM91 256V254H89L88 258H83L84 261H82L84 264L86 262L87 263H91L93 261H96L94 257V260L90 259L89 257ZM122 256V257H123ZM133 256V259L131 258ZM5 257V258H4ZM14 257V258H13ZM91 257V258H92ZM138 257V259H137ZM53 258V259H51ZM56 258V260H55ZM67 258V259H66ZM104 257L100 258V262L98 260V262H96V264H107V262L105 261L103 263V259ZM149 258V259H148ZM41 259V260H40ZM64 259V260H63ZM123 259V260H122ZM126 259V260H125ZM141 259V260H140ZM37 260V261H35ZM54 260V261H53ZM62 262H60V261ZM88 260V261H87ZM91 260V261H89ZM130 260V261H129ZM147 260V261H146ZM35 261V262H34ZM132 261V262H131ZM134 261V262H133ZM139 261V262H138ZM6 262V263H5ZM67 262V263H66ZM117 262V263H116ZM127 262V263H126ZM82 263V264H83ZM151 263V262H150ZM158 263V262H157ZM156 262L154 264H157ZM94 264V263H91ZM161 264V263H160ZM163 264V263H162ZM180 264V263H178ZM183 264V262L181 263ZM184 264H186L184 262Z\"/></svg>",
	"mask_w": 264,
	"mask_h": 264
},
{
	"label": "bare ground",
	"instance_id": "obj_2",
	"mask_svg": "<svg viewBox=\"0 0 264 264\" xmlns=\"http://www.w3.org/2000/svg\"><path fill=\"white\" fill-rule=\"evenodd\" d=\"M5 1V0H4ZM14 1V0H13ZM12 0H10L11 3H14ZM18 1V0H15ZM24 1V0H23ZM63 1V0H62ZM61 1V2H62ZM85 1V0H83ZM142 1V0H141ZM176 1V0H175ZM181 1V0H180ZM179 1V4H181ZM193 1V0H192ZM196 1V0H195ZM216 1V0H214ZM219 1V0H218ZM239 1V0H238ZM254 1V0H253ZM263 1V0H262ZM1 2V1H0ZM7 2V1H6ZM27 4V1H25ZM24 2V3H25ZM37 2V1H36ZM35 2V3H36ZM42 2V1H41ZM44 2V0H43ZM53 2V1H52ZM59 2V1H58ZM65 2H68L67 0ZM78 2V1H75ZM122 2V1H121ZM178 2V1H177ZM187 2V0H186ZM220 2V1H219ZM223 2V1H222ZM227 2V1H226ZM241 2V1H240ZM239 2V3H240ZM246 2V1H245ZM10 3V4H11ZM24 4L21 1H19L18 4ZM39 3V2H37ZM36 3V4H37ZM48 3V2H47ZM50 3V2H49ZM55 3V2H54ZM64 3V2H62ZM93 3V2H92ZM100 3V2H99ZM125 3V2H124ZM128 3V2H127ZM126 3V4H127ZM195 3V2H194ZM224 3V2H223ZM222 3V4H223ZM251 3V2H250ZM264 3V2H263ZM262 3V4H263ZM32 4V3H31ZM149 4V3H148ZM228 4V3H227ZM243 4V3H242ZM15 5V3H14ZM25 5V4H24ZM29 5V4H28ZM58 5V4H57ZM63 5V4H62ZM61 5V7H62ZM104 5V4H103ZM195 5V4H193ZM197 5V4H196ZM236 5V4H235ZM248 5V4H247ZM259 5V3H258ZM5 6V5H4ZM21 6V5H20ZM41 6V5H40ZM60 6V4H59ZM58 6V7H59ZM81 6V5H80ZM93 6V4H92ZM91 6V7H92ZM147 6V5H146ZM149 6V5H148ZM173 6V5H172ZM187 7H189L190 5H186ZM228 6V5H227ZM241 6V5H240ZM260 6V5H259ZM1 7V6H0ZM10 7V6H9ZM12 7V6H11ZM61 7H59V9H61ZM111 7V6H110ZM121 7V6H120ZM145 7V6H144ZM168 7V5H167ZM182 7V6H181ZM206 7V6H204ZM224 7V6H223ZM264 7V6H262ZM7 8V7H5ZM14 8V7H13ZM22 8V7H21ZM35 8V7H34ZM65 8V7H64ZM70 8V7H69ZM68 8V9H69ZM90 8V7H89ZM94 8V7H93ZM127 8V7H126ZM150 8V7H149ZM153 8V7H152ZM175 8V7H174ZM200 8V7H199ZM228 8V7H227ZM242 8V7H241ZM245 9L250 8L246 6L244 7ZM243 8V9H244ZM253 8V7H252ZM36 9V8H35ZM38 9V8H37ZM107 10V8H105ZM131 9V8H130ZM188 9V8H187ZM202 9V8H201ZM221 9V8H220ZM225 9V8H224ZM251 9V8H250ZM10 10V9H9ZM8 10V12H9ZM70 10V9H69ZM80 10V9H79ZM156 10V8H155ZM177 10V9H176ZM241 10V9H240ZM249 10V9H248ZM19 11V10H18ZM27 11V10H26ZM48 11V10H47ZM77 11V10H76ZM81 11V10H80ZM88 11V10H87ZM98 11V10H97ZM96 11V12H97ZM116 11V10H115ZM140 11V10H139ZM145 11V10H144ZM150 11V10H149ZM152 11V10H151ZM192 11V10H191ZM201 11V10H200ZM233 11V10H232ZM3 12V11H2ZM5 12V11H4ZM58 12V11H57ZM75 12V11H74ZM99 12V11H98ZM180 12V11H179ZM197 12V11H195ZM223 12V11H222ZM255 12V11H254ZM40 13V12H39ZM59 14L61 13L58 12ZM84 13V12H83ZM82 13V14H83ZM86 13V12H85ZM114 13V11H113ZM140 13V12H139ZM152 13V12H151ZM177 13V12H175ZM220 13V12H218ZM4 14V13H3ZM58 14V15H59ZM74 14V13H73ZM81 14V13H80ZM105 14V13H104ZM112 14V13H111ZM172 14V13H171ZM226 14V13H225ZM241 14V13H240ZM240 14L238 13V15L240 16ZM248 14V13H247ZM1 15V14H0ZM46 15V14H45ZM53 15V14H52ZM56 14H54L55 16ZM114 15V14H113ZM169 15V13H168ZM192 15V14H191ZM227 15V14H226ZM225 15V16H226ZM229 15V14H228ZM254 15V14H253ZM7 16V15H6ZM9 16V15H8ZM24 16V15H23ZM57 16V15H56ZM55 16V17H56ZM79 16V15H78ZM177 16V15H176ZM181 16V15H180ZM21 17V16H20ZM54 17V18H55ZM60 17V16H58ZM105 17V16H104ZM110 17V16H109ZM157 18V16H154ZM164 17V16H163ZM224 17V16H223ZM230 17V15H229ZM228 17V18H229ZM235 20L232 19L233 21H236V19L238 20L237 15L235 14ZM233 17V18H234ZM245 17V16H244ZM17 18V17H16ZM22 18V17H21ZM76 18V17H75ZM81 18V17H80ZM87 18V17H86ZM113 18V17H112ZM115 18V17H114ZM117 18V17H116ZM121 18V17H120ZM181 18V17H180ZM183 18V17H182ZM191 18V17H190ZM204 18V17H203ZM216 18V17H215ZM219 18V17H218ZM25 19V18H24ZM31 19V18H30ZM59 19V18H58ZM82 19V18H81ZM92 19V17H91ZM126 19V17H125ZM158 19V18H157ZM156 19V20H157ZM167 19V18H166ZM193 19V18H192ZM198 19V18H197ZM230 19V18H229ZM34 20V19H33ZM38 20V19H37ZM93 20V19H92ZM101 20V19H100ZM109 20V19H108ZM115 20V19H114ZM145 20V19H144ZM142 20V21H144ZM149 20V19H148ZM168 20V19H167ZM222 20V19H221ZM248 20V19H247ZM2 21V20H1ZM35 21V20H34ZM57 21V20H56ZM54 21V22H56ZM65 21V20H64ZM73 21V20H72ZM89 21V20H87ZM102 21V20H101ZM117 21V20H116ZM159 21V20H158ZM158 21L156 22L158 24ZM161 21V20H160ZM164 21V20H163ZM227 21V20H226ZM239 21V20H238ZM14 22V21H13ZM25 22V21H24ZM37 22V21H36ZM79 22V21H78ZM92 22V21H91ZM90 22V23H91ZM125 22V21H124ZM127 22V21H126ZM166 22V21H165ZM214 22V21H213ZM11 25V22H9ZM17 23V22H16ZM67 23V22H66ZM122 22H120L121 24ZM152 23V22H150ZM160 23V22H159ZM244 23V22H242ZM15 24V23H14ZM18 24V23H17ZM28 24V23H27ZM34 24V23H31ZM53 24V22L51 23ZM50 24V25H51ZM56 24V23H55ZM63 24V21H62ZM105 24V23H104ZM143 24V23H142ZM154 24V23H153ZM196 25V23H194ZM224 24V23H222ZM229 24V23H228ZM237 24V23H236ZM7 25V24H6ZM13 25V24H12ZM23 25V24H22ZM21 25V26H22ZM29 25V24H28ZM27 25V26H28ZM37 24H35L36 26ZM81 25V24H80ZM88 25V24H87ZM168 25V24H167ZM191 25V24H190ZM193 25V24H192ZM217 25V24H216ZM230 25V24H229ZM245 25V24H244ZM9 26V25H8ZM34 26V25H33ZM33 26H31L30 30H32ZM49 26V25H48ZM53 26V25H52ZM72 26V25H71ZM79 26V25H78ZM108 26V25H107ZM136 26V25H135ZM141 26V25H140ZM143 26H145L143 24ZM151 26V25H150ZM159 26V24H158ZM221 26V25H220ZM1 27V26H0ZM6 27V26H5ZM19 27V26H17ZM37 27V26H36ZM51 27V26H50ZM60 27V26H59ZM82 27V26H81ZM109 27V26H108ZM179 27V26H178ZM194 27V26H193ZM258 29V24L257 26ZM260 27V26H259ZM262 27V26H261ZM11 28V27H10ZM22 28V27H21ZM45 28V27H44ZM49 28V27H48ZM47 28V29H48ZM68 28V27H67ZM78 28V27H77ZM75 28V29H77ZM110 28V27H109ZM140 28V27H139ZM172 28V27H171ZM175 28V27H174ZM205 28V27H204ZM204 28H201V31L203 32ZM216 28V27H215ZM218 28V27H217ZM36 29V28H35ZM34 29V30H35ZM74 29V28H73ZM74 29V30H75ZM170 29V28H169ZM180 29V28H179ZM206 29V28H205ZM208 29V28H207ZM206 29V31H207ZM256 30V28H254ZM264 29V26H263ZM4 30V29H3ZM20 30V29H19ZM26 30V29H25ZM43 30V28H42ZM45 30V29H44ZM55 30V27L54 29ZM79 30V29H78ZM83 30V29H82ZM88 30V29H87ZM94 30V29H93ZM104 30V29H103ZM102 30V32H103ZM115 30V29H114ZM119 30V28H118ZM151 30V29H150ZM158 30V29H157ZM156 30V31H157ZM162 30V29H161ZM160 30V31H161ZM171 30V29H170ZM191 30V29H190ZM222 30V28H221ZM230 30V29H229ZM7 31V30H6ZM37 31V30H36ZM50 31V30H48ZM47 31V32H48ZM65 31V30H64ZM84 31V30H83ZM111 31V30H110ZM136 31V30H135ZM159 31V32H160ZM177 31V30H176ZM186 31V30H185ZM205 31V32H206ZM214 31V30H213ZM252 31V30H251ZM3 32V31H2ZM8 32V31H7ZM86 32V30H85ZM90 32V31H89ZM162 32V31H161ZM191 32H193L191 30ZM219 32V31H218ZM239 32V31H238ZM257 32L259 33V30H257ZM256 32V33H257ZM61 33V32H59ZM83 33V32H82ZM87 33V32H86ZM100 33V32H99ZM109 33V32H108ZM133 33V32H132ZM136 33V32H135ZM169 33V32H168ZM194 33V32H193ZM193 33H188L189 36H193ZM196 34H198L197 32H195ZM200 33V32H199ZM204 33V32H203ZM264 33V32H263ZM11 34V33H10ZM35 34V33H34ZM42 34V33H41ZM79 34V33H78ZM77 34V35H78ZM81 34V33H80ZM102 34V33H101ZM120 34V33H119ZM138 34V33H137ZM148 34V33H147ZM164 34V33H163ZM183 34V33H182ZM194 34V35H196ZM226 34V33H225ZM233 34V33H232ZM249 34V33H248ZM252 34V33H251ZM12 35V34H11ZM58 35V34H57ZM64 35V33H63ZM108 35V34H107ZM132 35V34H131ZM129 34V36L127 35L126 37L124 35V38H117L118 40L113 43V45L111 44L110 46H103V51L104 53H107L108 50H111L113 47H115L116 49H118L119 54H114L113 58L108 59L106 56H99L100 53H103L102 51L99 52V54L97 55V52L94 54L92 53V49L90 50V47L87 45L86 48L82 51L81 48V52H82V57H80L78 60L77 58L74 57V59H69L67 60V63L69 64V66L67 68L70 69L71 68H78L76 69L79 70V68H84L87 67L88 69H85L86 72L87 70H89V72L82 74L83 72H81L83 70V68L78 72L75 71V69H72L75 73L70 72L72 75L71 78L69 76V81L66 82L67 84H65L64 86H57L59 89H56V92L53 95V97H51V102L46 105V106H41L40 104L42 102L39 101V107L35 108L34 111H37V116H35V119H38L37 121L39 122V125L35 128L36 133L38 135L37 138H35V140L33 142H28V147H26L23 150V161L25 163H29V161H31V156L29 157V155L32 153H38V151H40V157L37 159L39 160L37 165H32V168L28 169L29 172V178L32 179H36V180H42L45 178L50 177L52 180V193L53 195H55V199L51 198L53 200V204L55 205V207L53 206V210L50 212H45L47 211L46 209L48 208V206H51L48 203V206H46L45 209V215H42L43 217V221L46 223L47 228L44 229L45 232L44 234H42V238H43V243L40 246V250H41V255H42V262L40 264H52V260L50 261V255L52 257H54V253L50 254V251L54 249V251L51 252H56L58 251L59 255H68L70 254L73 258H72V263L71 261H69V263L67 264H82L86 258H88L89 254H91V256L89 257L90 259L94 260V257L99 258L98 260L100 261V258L104 257L103 263L106 261L107 264H112V262L115 259H117L116 257H118L119 255L123 256L126 254H130L132 255L139 252V254H142L143 256L146 254V256L148 257L151 256L153 259H155L154 261H151L149 258L148 260V264H154L155 262L157 264H178V263H182L184 264V262L186 264H264V227L261 226V224H263V215H264V161H261V159H259L258 161L254 160L255 162L251 161L250 158H248L247 156H243L241 155H236L233 153H229L230 155L225 156L221 153V151H214L212 150V152L210 153V155L205 156L202 152L200 151V149H203L202 147H197L195 146V148L197 147L198 150L196 149H192L190 147L189 152L186 153H180L178 155L179 159L175 158V154H177V152L181 151L179 150L181 146H179L181 143L185 145V143L187 144V141L190 139V135L189 133H185L184 131H179L176 134H169L167 131H165L167 129L165 123L163 122L162 118L164 119V117H162V114L160 113V108L157 109L156 104L161 103V97L160 95L157 96V98H155V100H153L152 98H150L148 96V94L145 96H139V92L135 90H132L131 87L134 88V83L133 82L137 76V74H140L141 70L143 68H145V66L143 64H139L137 62H132V64H130V66L128 65V67H124V71L120 73V75H118L119 73L115 74V66H117V64H119L120 60H119V55H122V52L125 51L124 48H127L128 51L134 50V51H138L141 50V48L143 46H145L147 44L148 41V36L147 39L144 41V39L146 37L144 36H135L132 35L131 36ZM144 35V34H143ZM146 35V34H145ZM159 33L154 35L156 38L154 41H162V39H159L161 36V38H163V35H160ZM181 35V34H179ZM203 35V34H202ZM213 35V34H212ZM220 35V34H219ZM241 35V33H240ZM9 36V35H8ZM61 36V35H60ZM93 36V35H92ZM151 36V35H150ZM205 36V35H203ZM209 36V35H208ZM226 36V35H225ZM224 36V37H225ZM238 36V35H237ZM261 36V35H260ZM42 37V36H41ZM79 37V36H78ZM82 37V36H81ZM99 37V36H98ZM114 37V36H113ZM144 37V38H143ZM179 37V36H178ZM181 37V36H180ZM195 37V36H193ZM192 37V38H193ZM216 37V36H215ZM214 37V38H215ZM218 37V36H217ZM264 37V36H263ZM26 38V36L24 37ZM31 38V37H30ZM40 38V37H39ZM44 38V37H43ZM84 38V37H83ZM82 38V39H83ZM88 38V37H87ZM188 38V37H186ZM198 38V37H197ZM204 38V37H203ZM206 38V37H205ZM223 38V37H222ZM226 39H224L227 43L229 42V38L226 37ZM245 38V37H244ZM9 39V38H8ZM22 39V38H21ZM116 39V38H115ZM174 39V38H173ZM196 39V37H195ZM192 39L194 41L197 40ZM237 39V38H236ZM252 39V38H251ZM258 39V38H257ZM260 39V38H259ZM258 39V40H259ZM3 40V39H2ZM5 40V39H4ZM75 40V39H74ZM88 40V39H87ZM90 40V39H89ZM103 40V39H102ZM105 40V39H104ZM189 39L186 40V44H188ZM200 40V39H198ZM204 40V39H203ZM214 40H218V39H214ZM213 40V41H214ZM238 40V39H237ZM245 40V39H244ZM14 41V40H13ZM22 41V40H21ZM24 41V40H23ZM22 41V42H23ZM35 41V40H34ZM71 41V39H70ZM78 41V40H77ZM82 41V40H81ZM114 41V40H113ZM127 41V42H126ZM158 41V42H159ZM165 41V40H164ZM191 40H189L190 42ZM209 41V40H208ZM211 41V42H213ZM230 41H231V37H230ZM241 41V40H240ZM257 41V40H256ZM260 41V40H259ZM21 42V43H22ZM37 42V41H36ZM42 42V41H41ZM59 42V41H58ZM86 42V41H84ZM152 42V41H151ZM180 42V41H179ZM183 42V41H182ZM192 42V41H191ZM190 42V43H191ZM215 42V41H214ZM218 42V41H217ZM216 42V43H217ZM28 43V42H27ZM33 43V42H32ZM66 43V42H65ZM74 42H72L71 44H73ZM91 43V42H90ZM89 43V45H90ZM111 43V42H109ZM185 43V42H184ZM183 43V44H184ZM214 43V46L215 44ZM221 43V42H220ZM16 44V43H15ZM26 44V43H25ZM44 44V43H43ZM70 44V45H71ZM127 44V45H126ZM193 46L195 45V43H192ZM191 44V45H192ZM204 44H205V40H204ZM229 44V43H228ZM24 45V44H23ZM30 45V44H29ZM34 45H37L36 43ZM42 45V44H41ZM69 45V46H70ZM84 45V44H83ZM93 45V43H92ZM96 45V44H95ZM109 45V44H108ZM190 45V44H189ZM210 45V44H209ZM208 45V46H209ZM213 45V43H211V45L209 47H211ZM262 45V44H261ZM22 46V45H21ZM40 46V45H39ZM43 46V45H42ZM76 46V45H75ZM82 46V45H81ZM84 46V47H85ZM94 46V45H93ZM97 46V45H96ZM100 46V45H99ZM113 46V47H112ZM127 46V47H126ZM154 46V44H153ZM152 46V47H153ZM165 46V45H164ZM167 46V45H166ZM193 46H188L189 49L194 48ZM196 46V45H195ZM199 46V43L198 45ZM196 46V47H197ZM206 46V45H204ZM217 46H221L219 45V43L217 44ZM239 46V45H238ZM255 46V45H254ZM3 47V46H2ZM1 47V48H2ZM14 47V46H12ZM16 47V45H15ZM19 47V46H18ZM53 47V46H52ZM92 47V46H91ZM112 47V48H111ZM151 47V50H152ZM156 47V45H155ZM154 47V48H155ZM168 47V46H167ZM185 47V46H184ZM208 47V48H209ZM250 47V46H249ZM0 48V49H1ZM11 48V47H10ZM30 48V47H29ZM43 48V47H41ZM204 48V47H203ZM207 48V49H208ZM215 48V47H214ZM226 47L222 48V50H220V47H218L217 49L215 48L214 50L218 52H222L225 50ZM232 48V47H231ZM234 48V46H233ZM13 49V48H12ZM11 49V51H12ZM31 49V48H30ZM34 49V48H33ZM39 49V48H38ZM44 49V48H43ZM48 49V48H45ZM58 49V48H57ZM162 49V48H161ZM206 48H204L203 53H208L207 50H205ZM228 49V48H227ZM239 49V48H238ZM242 49V48H241ZM248 49V48H247ZM2 50V49H1ZM22 50V49H21ZM52 50V49H51ZM50 50V51H51ZM67 50V49H66ZM69 50V49H68ZM79 50V51H80ZM115 50V49H114ZM173 50V49H172ZM195 50V48H194ZM200 50V49H199ZM209 50V49H208ZM232 50V49H231ZM235 50V49H234ZM237 50V49H236ZM4 51V50H3ZM2 51V52H3ZM14 51V50H13ZM12 51V53H13ZM38 51V50H37ZM41 51V50H40ZM39 51V52H40ZM43 51V50H42ZM53 51V50H52ZM95 51V50H94ZM127 51V52H128ZM153 51V50H152ZM202 53V50H200ZM199 51V52H200ZM216 55H220L222 53H215ZM31 52V51H30ZM80 52V53H81ZM112 52V51H111ZM117 52V50H116ZM126 52V53H127ZM149 52V51H148ZM166 52V51H165ZM168 52V51H167ZM179 52V51H178ZM198 52V53H199ZM227 52V51H226ZM229 52V50H228ZM235 52V51H234ZM241 52V51H240ZM251 52V51H250ZM10 53V52H9ZM34 53V51H33ZM54 53V52H53ZM71 53V52H70ZM137 53V52H136ZM160 53V52H159ZM164 53V52H162ZM180 53V52H179ZM190 53V52H189ZM230 53V52H229ZM228 53V55H229ZM239 53V52H238ZM252 53V52H251ZM7 54V53H6ZM5 54V55H6ZM21 54V53H20ZM65 54V53H63ZM132 54V53H131ZM147 54V52L145 53ZM150 54V53H149ZM165 54V53H164ZM174 54V53H173ZM213 54V55H214ZM231 54V53H230ZM240 54V53H239ZM17 55V54H16ZM36 55V54H35ZM37 55H39L37 53ZM60 55V53H59ZM81 55V54H80ZM102 55V54H101ZM105 55V54H104ZM116 55V56H115ZM144 55V54H143ZM170 55V54H169ZM181 55V54H180ZM179 55V56H180ZM212 55V56H213ZM233 55V53H232ZM258 55V54H257ZM11 56V55H10ZM21 56V55H20ZM40 56V55H39ZM52 56H54L52 54ZM56 56V55H55ZM109 56V55H108ZM111 56V55H110ZM109 56V57H110ZM135 56V55H134ZM132 56V58L134 57ZM141 56V55H140ZM151 56V55H150ZM149 56V57H150ZM154 56V55H153ZM163 56V54H162ZM175 56V55H174ZM204 56V55H203ZM215 56V55H214ZM213 56V57H214ZM222 56V55H220ZM227 55H225L226 57ZM230 57H232L231 55H229ZM234 56V55H233ZM241 56V55H240ZM244 56V55H242ZM13 57V56H12ZM36 57V56H35ZM122 57V56H121ZM158 57V54H157ZM217 57V56H215ZM214 57V58H215ZM245 57V56H244ZM7 58V57H6ZM52 58V57H50ZM125 58V57H124ZM174 58V57H173ZM192 58V56H191ZM196 58V56H195ZM219 58V57H218ZM215 58V59H218ZM250 58V56H249ZM2 59V58H1ZM9 59V58H8ZM41 59V58H40ZM56 59V58H55ZM67 59V57H66ZM135 59V58H134ZM139 59V58H138ZM148 59V58H147ZM152 59V58H151ZM177 59V57H176ZM224 59V57L222 58ZM226 59V58H225ZM6 60V59H5ZM28 60V59H27ZM127 60V58H126ZM154 60V59H153ZM162 60V59H161ZM175 60V59H174ZM179 60V59H178ZM183 60V59H182ZM191 60V59H190ZM229 60V58H228ZM242 60V59H241ZM254 61V58L252 59ZM2 61V60H1ZM20 61V60H19ZM23 61V60H22ZM25 61V60H24ZM152 61V60H150ZM156 61V60H155ZM185 61V60H184ZM224 61V60H223ZM226 61V60H225ZM248 61V60H247ZM246 61V63H247ZM7 62V61H6ZM10 62V61H9ZM7 62V63H9ZM31 62V61H30ZM43 62V61H42ZM47 62V61H46ZM49 62V61H48ZM158 62V61H156ZM175 62V61H174ZM179 62V61H178ZM196 62V61H195ZM212 62V61H211ZM208 62V63H211ZM214 62V61H213ZM217 62V61H215ZM15 63H16V58H15ZM39 63V62H38ZM52 63V62H51ZM188 63V62H187ZM190 63V62H189ZM221 63V62H220ZM219 63V64H220ZM228 63V62H227ZM232 63V62H231ZM249 63L248 62V67H249ZM253 63V62H252ZM11 64V63H10ZM9 64V67H10ZM13 64V63H12ZM21 64V63H20ZM44 64V63H43ZM167 64V63H166ZM174 64V63H173ZM176 64V63H175ZM179 64V63H178ZM218 64V65H219ZM223 64V63H222ZM22 65V64H21ZM25 65V63H24ZM46 65V64H45ZM121 65V64H120ZM195 65V64H194ZM204 65V63H203ZM206 65V64H205ZM216 65V64H215ZM12 66V65H11ZM14 66V65H13ZM16 66V65H15ZM19 66V65H17ZM41 66V65H40ZM53 66V65H52ZM61 66V65H60ZM158 66V65H157ZM161 66V65H160ZM186 66V65H185ZM201 66V65H200ZM221 66V65H220ZM228 66V65H227ZM256 66V65H255ZM35 67V65H34ZM42 67V66H41ZM40 67V68H41ZM150 67V65L148 66ZM164 67V66H163ZM167 67V66H166ZM173 67V66H172ZM199 67V66H196ZM195 67V68H196ZM213 67V66H212ZM242 67V66H241ZM251 67H253V64L251 65ZM249 67V68H251ZM1 68V67H0ZM4 68V67H3ZM18 68V67H17ZM23 68V67H21ZM59 68V67H58ZM180 68V67H178ZM192 68H194V66H192ZM201 68V67H200ZM224 68V67H223ZM248 68V69H249ZM256 68V67H255ZM9 69V68H8ZM29 69V68H28ZM42 69V68H41ZM66 69V68H65ZM148 69V68H147ZM153 69V68H152ZM181 69V68H180ZM188 69V67H187ZM202 69V68H201ZM21 71V69H19ZM39 70V69H38ZM36 69V71H38ZM146 70V69H145ZM161 70V69H160ZM159 70V71H160ZM172 70V68H171ZM177 70V68H176ZM214 70V69H213ZM218 70V69H217ZM242 70V69H241ZM3 71V70H2ZM43 71V70H42ZM61 71V70H60ZM120 71V70H119ZM148 72V70H146ZM145 71V72H146ZM189 71V70H188ZM187 71V72H188ZM199 71V70H198ZM210 71V70H209ZM208 71V72H209ZM224 71V70H223ZM260 71V70H259ZM11 72V71H10ZM16 72V71H15ZM27 72V71H26ZM44 72V71H43ZM155 72V71H154ZM167 72V71H166ZM169 72V71H168ZM167 72V73H168ZM174 72V71H173ZM179 72V71H178ZM181 72V71H180ZM202 72V71H201ZM207 70L203 73H206ZM17 73V72H16ZM19 73V72H18ZM32 73V72H31ZM152 73V72H151ZM165 73V72H164ZM172 73V71H171ZM182 73V72H181ZM232 73V72H231ZM7 74V73H6ZM28 74V73H27ZM38 74V73H37ZM52 74V73H51ZM57 74V73H56ZM68 74V73H66ZM87 74V75H86ZM148 74V73H146ZM150 74V73H149ZM196 74V73H195ZM201 74V73H200ZM209 74V73H208ZM212 74V73H210ZM209 74V75H210ZM214 74V73H213ZM217 75L219 73H216ZM227 74V73H226ZM249 74V73H248ZM259 74V73H258ZM18 75V74H17ZM44 75V73H43ZM151 75V74H150ZM177 75V73H176ZM197 75V74H196ZM202 75V74H201ZM207 75V74H206ZM208 75V76H209ZM222 75V73H221ZM235 75V74H234ZM15 76V75H14ZM29 76V75H28ZM145 76V75H142ZM220 76V75H219ZM237 76V75H236ZM8 77V76H7ZM11 77V76H10ZM9 77V78H10ZM21 77V76H20ZM38 77V76H37ZM57 77V76H56ZM149 77V76H148ZM146 77V79L148 78ZM162 77V76H161ZM160 77V78H161ZM172 77V76H171ZM177 77V76H176ZM197 77V76H196ZM201 77V76H200ZM214 77V76H213ZM224 77V76H221ZM220 77V78H221ZM235 77V76H234ZM241 77V76H240ZM29 78V77H28ZM39 78V77H38ZM61 78V77H60ZM190 77H188L189 79ZM198 78V77H197ZM211 78V77H210ZM215 78V77H214ZM219 78V80H220ZM250 78V77H249ZM42 79V78H41ZM65 79V78H64ZM173 79V78H171ZM201 79V78H200ZM209 79V78H208ZM223 79V78H222ZM221 79V80H222ZM232 79V78H231ZM11 80V79H10ZM26 80V79H25ZM57 80V79H56ZM61 80V79H60ZM159 80V77H158ZM156 80V81H158ZM167 80V79H166ZM197 80V79H196ZM199 80V79H198ZM235 80V79H234ZM264 80V79H263ZM4 81V80H3ZM8 81V80H7ZM15 81V80H14ZM27 81V80H26ZM24 82L23 86H21V88L19 87V94L17 95L18 92H16V95L11 94V96L9 95V93H7V96H5L6 101V107L8 109L9 114H7L6 116H1L3 118V121L5 122L4 124H6V128H4V130H2L0 132L3 140L1 142H5L4 141V137H8L9 138H15L20 136L27 130L32 131L33 133L35 132L33 126H31L30 123V119L33 118V116L30 118V114L26 108H23V103H30L33 99L32 95L35 94L36 92L35 89L33 88V85H31L30 83ZM46 81V80H45ZM67 81V79H66ZM152 81V80H151ZM150 81V82H151ZM253 81V78H252ZM10 82V81H9ZM16 82V81H15ZM30 82V81H29ZM41 82V81H40ZM133 82V85H132ZM174 82V81H173ZM209 82V81H208ZM214 82V81H213ZM225 82V81H224ZM244 82V81H243ZM13 83V82H12ZM27 83V84H26ZM54 83V82H53ZM64 83V82H63ZM153 83V82H152ZM151 83V84H152ZM159 83V82H158ZM157 83V85H158ZM163 83V82H162ZM196 83V82H195ZM198 83V82H197ZM212 83V82H211ZM221 82H219L220 84ZM238 83V82H237ZM254 83V82H253ZM252 83V84H253ZM261 83V82H260ZM264 83V82H263ZM22 83H20L21 85ZM40 84V83H39ZM51 84V83H50ZM136 84V83H135ZM138 84V82H137ZM201 84V83H200ZM215 84V83H212ZM224 84V83H223ZM230 84V83H229ZM249 84V83H248ZM19 84H16V86ZM141 85V83H140ZM241 85V84H240ZM258 85V84H257ZM262 85V83H261ZM7 86V84H6ZM51 86V85H50ZM47 85V87H50ZM136 88L138 87L137 85H135ZM211 86V85H210ZM232 86V85H231ZM15 87V86H14ZM13 87V88H14ZM18 87V86H17ZM17 87H15V90H17ZM23 87V88H22ZM56 87V88H57ZM146 87V86H143ZM151 87V86H150ZM158 87V86H157ZM172 87V86H171ZM183 87V86H182ZM227 87V86H226ZM235 87V86H234ZM53 88V87H51ZM185 88V87H184ZM202 88V87H201ZM204 88V87H203ZM210 88V87H209ZM251 88V87H250ZM131 89L132 91H136L135 94H133V98L131 99H126V97L123 99L122 93L124 92L123 90H127ZM139 89V88H138ZM143 89V88H142ZM151 89V88H150ZM163 89V88H162ZM165 89H167L165 87ZM199 89V88H198ZM220 89V88H218ZM226 89V88H225ZM256 89V88H255ZM17 90V91H18ZM47 90H49L47 88ZM168 90V89H167ZM185 90V89H184ZM183 90V91H184ZM202 90V89H201ZM206 90V88H205ZM236 90V89H235ZM243 90V89H242ZM254 90V89H253ZM123 91L122 93H119ZM145 91V90H144ZM186 91V90H185ZM223 91V90H222ZM50 92V91H49ZM54 92V90H53ZM52 92V93H53ZM164 92V91H163ZM178 92V91H177ZM189 92H191L189 90ZM213 92V91H212ZM216 92V91H214ZM228 92V91H227ZM226 92V93H227ZM231 92V90H230ZM234 92V91H233ZM261 92V91H260ZM133 93V92H132ZM153 93V91H152ZM161 93V91H160ZM166 93V92H165ZM222 93V92H221ZM224 93V94H226ZM237 93V92H236ZM246 93V92H245ZM262 93V92H261ZM260 93V94H261ZM37 94V93H36ZM40 94V92H39ZM47 94V93H46ZM121 94V95H120ZM151 94V93H150ZM169 94V93H168ZM178 94V93H177ZM190 94V93H187ZM193 94V93H192ZM203 94V93H202ZM217 94V93H216ZM45 95V94H44ZM139 98L143 97L142 99H144V103L143 105H146V109L142 110H138L139 106L141 107V99L139 100ZM141 95V94H140ZM152 95V94H151ZM180 95V94H179ZM212 95V94H211ZM229 95V94H228ZM264 95V94H263ZM10 96V97H9ZM37 96V95H35ZM41 96V94L39 95V97ZM190 96V95H189ZM210 96V95H209ZM219 96V95H218ZM225 96V95H224ZM227 96V95H226ZM252 96V95H251ZM43 97V96H41ZM131 97V95H130ZM194 97V96H193ZM204 97V96H203ZM222 97V96H221ZM158 98H160V102L158 101ZM227 98H231V96H227ZM13 100H15L16 103V107L18 106V110L20 111H16L15 109L13 110L12 106L15 105L13 104ZM35 99V98H34ZM49 99V98H48ZM163 99V98H162ZM177 99V98H176ZM184 99V98H183ZM192 99V98H190ZM221 99V98H220ZM225 99V98H224ZM223 99V100H224ZM249 99V98H248ZM263 99V98H262ZM41 100V99H40ZM168 100V99H167ZM214 100V99H213ZM231 100H234L233 98ZM230 100V102H231ZM30 101V102H27ZM34 101V100H33ZM169 101V100H168ZM194 101V100H193ZM201 101V100H200ZM257 101V100H256ZM3 102V103H4ZM44 102V101H43ZM166 102V101H165ZM225 102H227L225 100ZM35 102H32V106ZM137 103V104H136ZM139 103V104H138ZM168 103V102H167ZM189 103V102H188ZM204 103V102H203ZM238 103V102H236ZM10 104V106H9ZM29 104V105H30ZM46 104V103H45ZM214 104V103H213ZM218 104V103H216ZM227 104V103H226ZM250 104V103H249ZM3 105V104H1ZM5 105V104H4ZM3 105V106H4ZM12 105V106H11ZM25 105V104H24ZM28 105V104H27ZM35 105V104H34ZM37 105V104H36ZM79 105L81 107H79ZM139 105V106H138ZM166 105V104H165ZM168 105V104H167ZM174 105V104H173ZM178 105V104H177ZM192 105V104H191ZM212 105V104H211ZM238 105V104H237ZM126 106V108H133L131 110H136V108H138L136 110V113H134V118H127V119H123L122 116H120V113H118L119 109H122L120 107H124ZM182 106V104H181ZM193 106V105H192ZM202 108V105H200ZM206 106V105H205ZM204 106V107H205ZM236 106V105H235ZM240 106L242 107V104H240ZM14 107V106H13ZM15 107V108H16ZM27 107V106H26ZM36 107V106H35ZM167 107V106H166ZM177 107V106H176ZM180 107V106H179ZM189 107V106H188ZM195 107V106H194ZM215 107V106H214ZM222 107V106H221ZM237 107V106H236ZM251 107V106H250ZM257 107V105H256ZM30 109V107H28ZM143 108V106H142ZM192 108V107H191ZM197 108V106H196ZM209 108V106H208ZM240 108V107H239ZM249 108V107H248ZM247 108V109H248ZM3 109V108H2ZM26 109V110H25ZM83 110V113L81 114V116L78 118H76V112L80 113ZM98 109V111H97ZM242 109V108H240ZM4 110V109H3ZM6 110V109H5ZM25 110V111H24ZM130 110V111H131ZM164 110V109H163ZM170 110V109H169ZM199 110V109H198ZM203 110V109H202ZM120 111V110H119ZM123 111V110H122ZM121 111V112H122ZM159 111V112H158ZM162 111V110H161ZM174 111V110H173ZM178 111V110H177ZM228 111V110H227ZM240 112H243L242 110H239ZM238 111V112H239ZM250 111V109H249ZM183 112V111H182ZM186 112V111H185ZM200 112V110H199ZM211 112V111H210ZM258 112V111H257ZM264 112V111H263ZM1 113V111H0ZM3 113V111H2ZM5 113H7L5 111ZM4 113V115H5ZM77 113V115H78ZM128 113V112H127ZM171 113V112H169ZM173 113V112H172ZM192 113V112H191ZM204 113V112H203ZM246 113V112H244ZM243 113V114H244ZM251 113V112H250ZM253 113V112H252ZM35 114V115H36ZM126 114V113H125ZM123 113V115H125ZM206 114V113H205ZM215 114V113H214ZM237 114V113H236ZM249 114V113H248ZM184 115V114H183ZM189 115V114H188ZM195 115V113H194ZM208 115V114H207ZM239 115V113H238ZM26 116H29L28 123L26 121ZM131 116V115H130ZM242 116V115H241ZM170 117V116H169ZM173 117V116H172ZM176 117V116H174ZM196 117V116H195ZM213 117V116H212ZM166 118V117H165ZM194 118V117H193ZM205 118V117H204ZM210 118V117H209ZM261 118V117H260ZM133 119V120H132ZM175 119V118H174ZM219 119V118H218ZM243 119V118H241ZM240 119V120H241ZM246 119V118H245ZM33 120V119H32ZM181 120V119H180ZM193 120V119H192ZM198 120V119H197ZM200 120V119H199ZM244 120V119H243ZM35 121V120H34ZM165 121V120H164ZM174 121V120H173ZM176 121V120H175ZM179 121V120H178ZM246 121V120H245ZM162 122L164 123L165 126L162 125ZM172 122V121H171ZM215 122V121H214ZM219 121H217L216 123H218ZM262 122V121H261ZM2 123V122H1ZM36 123V122H34ZM142 123V125H140ZM230 123V122H229ZM81 124V127H84L87 129V139L86 142L88 140V143L96 145L94 146L95 148L97 147V145H99L103 140L105 139H109L112 138V140H114L115 145L116 146V152L114 150L115 153H113V157L110 156V158L107 160L104 159V161H99L98 163H95V161L93 162L92 160V156L87 155L86 157H84L85 154H82V150L79 146H77V148L70 154L69 157H67V168H69L71 170V176L70 178H68V180H66V178L63 179L62 175L61 178L63 180V182L60 180V175L56 176V171L55 167L59 165V162L61 159L60 158V153H61V147H59V142L58 144L56 143L54 146L53 144H51V146L47 147V144L45 146V148L42 149L43 144L49 142L48 140H51V137H56L57 141L59 140L60 142L65 141L67 138H69L70 136H72L75 132V130L78 128L77 125ZM184 124V123H183ZM190 124V123H189ZM206 124V123H205ZM209 124V123H208ZM215 124V123H214ZM3 125V124H2ZM204 125V124H203ZM4 126V125H3ZM79 126V125H78ZM184 126V125H183ZM212 126V125H210ZM77 127V128H76ZM80 127V128H81ZM166 127V129L164 128ZM195 127V126H194ZM261 127V126H260ZM182 128V127H181ZM203 128V127H201ZM3 129V128H1ZM197 129V128H196ZM82 130V129H81ZM183 130V129H180ZM257 130V129H256ZM77 131V130H76ZM197 131V130H196ZM200 131V130H198ZM205 132V130H203ZM202 130L200 131L201 133L203 132ZM208 131V130H206ZM215 131V130H214ZM233 131V130H231ZM255 131V130H254ZM258 131V130H257ZM260 131V130H259ZM262 131V130H261ZM30 132V133H32ZM187 132V131H186ZM213 131H210L208 133H211ZM222 132V130H221ZM227 132V131H226ZM237 132V130H236ZM29 133V134H30ZM85 133V132H84ZM83 133V134H84ZM172 133V132H171ZM195 133V132H193ZM192 133V134H193ZM199 133V132H198ZM203 134V133H202ZM206 134V132H205ZM244 134V133H243ZM251 134V133H250ZM24 135V134H23ZM32 135V134H31ZM196 135V134H195ZM198 135V134H197ZM257 135V134H256ZM78 136V135H77ZM212 136V134H211ZM223 136V135H222ZM249 136V135H248ZM32 136H29V139ZM208 137V136H207ZM210 137V136H209ZM234 137V136H232ZM71 138V137H70ZM127 139L126 141L120 143L121 139ZM236 138V137H235ZM240 138V137H239ZM257 138V137H256ZM8 139V138H7ZM22 139V138H20ZM28 139V138H27ZM32 139V138H31ZM73 139V138H72ZM193 139V138H191ZM206 139V138H205ZM204 139V141H205ZM210 139V138H209ZM229 139V138H228ZM234 139V138H233ZM232 139V140H233ZM53 140V139H52ZM51 140V141H52ZM183 140H187L185 143H183ZM195 140H199L200 138L197 139L195 138ZM235 140V139H234ZM10 141V140H9ZM15 141V140H14ZM17 141V140H16ZM24 141V140H23ZM72 141V140H71ZM70 141V142H71ZM107 141V140H106ZM105 141V142H106ZM193 141V140H192ZM191 140H189V142H192ZM195 141L194 143H191L190 146H194V144L196 143V145L202 146L204 143L203 140L199 143ZM11 142V141H10ZM55 143V141H53ZM52 142V143H53ZM111 142V141H109ZM188 142V143H189ZM210 142V141H209ZM8 143V142H7ZM50 143V142H49ZM87 143V144H88ZM207 143V142H205ZM212 143V142H211ZM262 143V141H261ZM2 144V143H1ZM0 144V145H1ZM22 145H24L23 143H21ZM27 144V143H26ZM25 144V145H26ZM70 144V143H69ZM73 144V143H72ZM82 144V142H81ZM85 144V143H84ZM85 144V145H87ZM121 144H125L122 145L123 147H121ZM190 144V143H189ZM216 144H218L216 142ZM220 144V143H219ZM225 144V143H224ZM248 144V143H247ZM254 144V143H253ZM258 144V143H257ZM264 144V143H263ZM3 145V144H2ZM7 145V144H5ZM21 145V146H22ZM58 145V146H56ZM208 145V144H207ZM221 145V144H220ZM244 145V144H243ZM261 145V144H260ZM75 146V145H74ZM81 146V145H80ZM83 146V145H82ZM89 146V145H87ZM101 146V145H100ZM183 146V145H182ZM204 146H206L204 144ZM215 146V145H213ZM228 146V145H227ZM232 146V145H231ZM235 146V145H234ZM8 147V146H7ZM67 147V146H66ZM76 147V146H75ZM90 147V146H89ZM216 147V146H215ZM243 147V146H242ZM247 147V146H246ZM1 148V147H0ZM6 148V147H5ZM73 148V147H72ZM207 148V146L205 147ZM204 148V149H205ZM217 148V147H216ZM230 148V147H229ZM237 148V147H235ZM250 148V147H248ZM3 146H2V150H3ZM22 149V148H21ZM38 150V151H34V150ZM68 149V148H66ZM83 149V148H82ZM92 149V148H91ZM182 149V148H181ZM203 149V150H204ZM212 149V148H211ZM32 150V151H31ZM88 150V149H87ZM94 150V149H93ZM209 150V149H208ZM228 150V149H227ZM248 150V149H247ZM252 150V149H251ZM258 150V149H257ZM5 152V149L3 150ZM2 151V152H3ZM100 151V150H99ZM183 151V150H182ZM200 151V152H199ZM238 151V150H237ZM244 151V150H243ZM253 151V150H252ZM263 151V150H262ZM1 152V151H0ZM1 152V153H2ZM3 152V153H4ZM8 152V151H7ZM71 152V151H70ZM90 152V151H89ZM96 152V151H95ZM223 152V150H222ZM2 153V154H3ZM6 153V152H5ZM66 153V152H64ZM224 153V152H223ZM251 153V152H250ZM69 154V153H68ZM88 154V153H87ZM249 154V153H247ZM1 155V154H0ZM11 155V154H10ZM38 154H36L37 156ZM94 155V154H93ZM253 155L252 153L250 154V156ZM256 155V154H255ZM261 155V154H260ZM264 155V154H263ZM2 156V155H1ZM21 156V154H20ZM19 156V157H20ZM34 155V157H36ZM68 156V155H66ZM88 156L90 157L87 158ZM95 156V155H94ZM174 156V158H173ZM2 157H5L4 163H2L0 166L2 167V175L3 177L1 179V183H0V191L2 192L1 188L3 186L4 190H7L8 187L13 185L12 180L9 178L11 177V171L13 168V165L15 162H12L11 160L14 159H9L10 156L9 154H3ZM33 157V156H32ZM97 157V156H96ZM141 157L144 158H149L152 164V176L150 175V192H151V200H150V204L148 202L145 204H133L131 203V201H133L131 198L133 195H135L134 193V184L132 185V178H134L132 175V178H129L128 172L127 170L130 168H133L132 166H134L136 163L135 161L138 160L139 158L141 159ZM14 158V157H12ZM18 158V156L16 157ZM21 158V157H20ZM19 158V159H20ZM173 158V159H171ZM6 159V160H5ZM19 159L17 160L19 162ZM34 159V158H33ZM32 159V160H33ZM36 159V158H35ZM94 159V157H93ZM177 160L176 162H174L175 160ZM190 162L188 163L187 160ZM2 160V158H1ZM2 160V161H3ZM10 160V161H9ZM36 160V161H37ZM64 160V159H63ZM173 160V162L171 161ZM253 160V159H252ZM1 161V162H2ZM22 161V163H23ZM62 161V160H61ZM140 161V160H139ZM188 163L187 165H185L186 162ZM21 162V161H20ZM33 162V161H32ZM65 162V160H64ZM63 162V163H64ZM20 165H23V164ZM31 164V162L29 163ZM28 164V165H29ZM61 164V163H60ZM65 164V163H64ZM18 165V163L16 164ZM19 165V166H20ZM15 166V165H14ZM64 166V165H63ZM62 166V167H63ZM13 167V168H12ZM30 167V166H29ZM60 168V166H59ZM68 171V170H67ZM138 171V170H137ZM246 172L247 175L245 176L246 179H243V177L241 178V175L239 174L240 172ZM126 172V173H125ZM8 173H10V176L8 175ZM55 175H54V174ZM134 173V171H133ZM16 174V173H15ZM24 175V174H23ZM58 175V174H57ZM65 175V174H64ZM63 175V176H64ZM67 175V174H66ZM130 175V174H129ZM135 175V174H134ZM138 175V174H137ZM9 176V177H8ZM13 176V175H12ZM15 176V175H14ZM21 176V175H20ZM26 177V175H24ZM69 176V175H68ZM1 177V176H0ZM65 177V176H64ZM49 178V179H50ZM141 178V177H140ZM30 179V180H32ZM132 179V180H131ZM3 180V182H2ZM50 180V181H51ZM65 180V181H64ZM72 181L74 184H72L74 186V188L72 187V189L69 187V185L67 186L68 188L71 189V191H67L65 189L64 185H67L69 183V181ZM26 181V180H25ZM33 181V180H32ZM31 181V182H32ZM70 181L69 184H71L72 182ZM15 182V181H14ZM37 184V183H36ZM136 184V183H135ZM153 184V185H152ZM26 185V184H25ZM28 185V184H27ZM35 185V184H34ZM40 185V184H39ZM160 185V187H159ZM19 186V185H18ZM17 186V187H18ZM152 186V187H151ZM156 186V187H154ZM158 186V187H157ZM14 187V185H13ZM134 187V189H133ZM2 188V189H3ZM11 188V187H10ZM10 188L8 189V191L10 190ZM25 188V187H24ZM32 188V187H31ZM43 188V187H42ZM67 188V189H68ZM22 189V188H21ZM137 189V188H136ZM24 190V189H23ZM29 190V189H28ZM44 191V190H43ZM50 191V190H49ZM67 191V192H66ZM18 192V191H16ZM136 192V191H135ZM38 193V192H37ZM48 193V192H47ZM137 193V192H136ZM17 194V193H16ZM19 194V193H18ZM4 195V194H2ZM0 197V199H2L3 197ZM49 195V193L47 194ZM50 195L52 196L51 192ZM48 196V197H51ZM20 197V196H19ZM17 197V198H19ZM11 198V199H10ZM12 198H14V196H10L9 193H6L4 196V201L7 203L8 210H9V214L10 213H14L15 211V206L17 207V205H15V200L12 202ZM16 198V196H15ZM47 198V197H46ZM45 198V201L47 200ZM20 199V198H19ZM11 200V201H10ZM50 201V198L48 199ZM18 202V201H17ZM39 202V201H38ZM47 202V201H46ZM138 202V201H137ZM22 203V202H21ZM30 204V202H28ZM141 203V202H140ZM1 204V202H0ZM52 204V203H51ZM3 205V204H2ZM20 205V204H19ZM35 205V204H34ZM40 205V204H39ZM44 205V204H42ZM46 205V203H45ZM44 205V207H45ZM19 207V206H18ZM22 207V206H21ZM28 207V206H27ZM1 208V207H0ZM43 208V207H42ZM152 209L150 212L153 213L151 214L152 217L154 216V219L152 218V220H155L156 222L159 223V226L161 227H168L170 229H172L175 233L172 236V239L168 241H164L161 242L162 240H158L157 238H155V233L152 230V228H150L149 224L146 225H137L136 222L133 224L131 223L130 226V231L133 234V236H135L136 238H138L139 241H137L136 245L134 244V246H129L127 244V242L125 240H119V239H115L111 238L113 237V232L111 230H108L107 235H105V238H109L105 239L106 241H103L105 243H102L103 245L102 248L100 246L101 249H97L94 250L95 246L97 248L98 245L95 244V238L93 236V238H89L90 240L85 242L84 240L81 239L80 236H76V235H69V228L72 226L73 223L75 222H81L84 219L87 220V218H92V220H95L98 224H108L107 221L108 219L111 220L110 216L114 215L116 217H121V219L123 218V216L128 215L127 217L131 216L129 214H133L135 213V215H138L140 213L143 214V212L148 211V209ZM39 209V208H38ZM44 209V208H43ZM14 210V211H13ZM25 211L23 212V209L21 210V216L23 215L24 218L26 220L23 221L25 223V225L27 224L28 221H30L32 219V216L28 219L27 215L29 214V210L27 212V208L24 209ZM32 210V209H31ZM146 211V212H147ZM7 212V211H6ZM23 212V214H22ZM33 212V210L31 211ZM137 213V214H136ZM44 214V213H43ZM145 215V213L143 214ZM20 216V219L22 218ZM10 217V216H9ZM13 217V215H12ZM17 217V216H16ZM40 217V216H39ZM37 218V217H36ZM126 218V217H125ZM16 219V218H14ZM21 219V221L23 220ZM115 219V218H113ZM117 219V218H116ZM7 220V219H6ZM28 220V221H27ZM34 220V218L31 220V222ZM91 220V219H90ZM9 221V220H8ZM38 221V220H37ZM34 222V221H33ZM246 222V225L244 224ZM7 223V222H6ZM14 223V222H13ZM30 223V222H28ZM35 223V222H34ZM40 223V222H39ZM78 223V224H79ZM82 223V222H81ZM154 223V222H152ZM243 223L242 226L241 224ZM248 223L250 224V226L248 228H246V230L242 229V231H239V229H241V227H237L236 224H240L242 226V228L247 227ZM161 224V225H160ZM24 225V226H25ZM33 223H30V226L28 224V226L32 229L30 230L31 234L34 233L32 228ZM41 225V224H40ZM75 225V224H73ZM135 225V226H133ZM141 225V226H140ZM154 225V224H153ZM201 225H207L211 227V229H213L212 231L217 230H221L222 232V236L218 235V232L216 233L218 235V237L213 238V236L211 235V237L208 236V238H206V241H204V238L202 239L203 241H201L202 243H200V247L203 246L204 251L199 249L197 251V249L195 250L194 248H199V246L197 245V247H194L192 244L190 245L189 242H191L192 240V236L191 238L188 240V238L190 237V235L194 232H192V230L197 229L199 227H201ZM239 225V226H240ZM258 225V231L256 232L254 230L255 226ZM27 226V225H26ZM37 226V225H36ZM109 226V225H107ZM143 226V227H142ZM202 226V229H204L205 227ZM154 227V226H153ZM197 227V228H195ZM238 228V231L235 232V228ZM105 228V226H104ZM111 228V227H110ZM113 228V227H112ZM132 228V229H131ZM207 228H205L204 230H207ZM3 229V228H2ZM8 229V228H6ZM59 230V232L62 234V238H65L64 242H53L52 239L51 241L53 242H49L50 240H48V234L46 231L48 230ZM211 229L209 228L208 231ZM71 230V229H70ZM203 230V231H204ZM25 231V230H24ZM27 231V230H26ZM99 231V230H98ZM106 231V230H105ZM109 231H111V234L109 233ZM156 231V230H155ZM201 231V229H200ZM202 231V232H203ZM208 235H210V232ZM211 231V234L213 233V235L215 234L214 232ZM38 232V231H37ZM43 232V231H42ZM49 232V231H48ZM102 232V231H101ZM172 232V231H171ZM2 233V232H1ZM12 233V232H11ZM26 233V232H25ZM71 233V232H70ZM100 233V232H99ZM103 233V232H102ZM205 233V231H204ZM60 234V235H61ZM95 234V233H94ZM112 235L110 237V235ZM194 234V233H193ZM221 234V233H219ZM28 235V234H27ZM33 235V234H32ZM31 235V236H32ZM38 235V234H37ZM82 235H87V234H82ZM100 235V234H99ZM102 235V234H101ZM132 235V234H131ZM227 235V236H224ZM17 236V235H16ZM30 236V235H29ZM41 236V235H40ZM51 236V235H50ZM66 236V237H64ZM107 236V237H106ZM109 236V237H108ZM118 236V235H117ZM132 236V237H133ZM170 236V237H171ZM216 236V235H214ZM19 237V236H18ZM194 237V236H193ZM203 237V236H202ZM201 237V238H202ZM206 237V236H205ZM223 237V238H222ZM2 238V237H1ZM41 238V239H42ZM61 238V237H60ZM100 238V237H99ZM37 239V238H35ZM50 239V238H49ZM123 239V238H122ZM209 239V240H208ZM24 240V239H23ZM39 240V239H38ZM57 240V239H56ZM108 240V241H107ZM55 241V240H54ZM59 241V239H58ZM61 241V240H60ZM189 241V242H188ZM5 242V241H4ZM130 242V241H129ZM193 242V240H192ZM23 243V242H22ZM197 244V242H194ZM205 243V244H204ZM38 244V243H37ZM30 245V244H29ZM35 245V244H34ZM205 245V246H204ZM19 246V245H18ZM22 246V245H21ZM39 246V245H38ZM194 248H191V247ZM196 246V245H195ZM31 247V246H30ZM37 247V246H36ZM7 248V247H6ZM13 248V247H12ZM5 249V248H4ZM16 249V248H15ZM96 249V248H95ZM8 250V249H7ZM56 250V251H55ZM101 251V255L100 257H98L100 254L99 252ZM1 252H4L3 250H1ZM99 254L98 256H96V253ZM103 252V253H102ZM57 253V252H56ZM95 253V255H94ZM6 254V253H5ZM4 254V255H5ZM57 254V255H58ZM88 254V256H86ZM36 255V254H35ZM86 257H83V256ZM92 255H94V257H92ZM136 255V254H135ZM138 255V254H137ZM56 256V255H55ZM119 256V257H120ZM121 258L124 259V256ZM12 257V256H11ZM65 257V256H64ZM85 258L83 260V258ZM92 257V258H91ZM5 258V257H4ZM14 258V257H13ZM97 258H95L96 261H93L91 263L96 264V262H98ZM133 259V256L131 257ZM53 259V258H51ZM67 259V258H66ZM122 259V260H123ZM138 259V257H137ZM41 260V259H40ZM56 260V258H55ZM64 260V259H63ZM126 260V259H125ZM134 260V259H133ZM141 260V259H140ZM37 261V260H35ZM34 261V262H35ZM54 261V260H53ZM60 261V260H59ZM88 261V260H87ZM91 261V260H89ZM130 261V260H129ZM147 261V260H146ZM61 262V261H60ZM63 262V261H62ZM61 262V263H62ZM102 262V261H100ZM132 262V261H131ZM134 262V261H133ZM139 262V261H138ZM151 262V263H150ZM6 263V262H5ZM91 263H87V264H91ZM117 263V262H116ZM127 263V262H126ZM136 263V262H135ZM134 263V264H135ZM3 264H4V260H3ZM13 264V263H12ZM53 264H58L53 262ZM84 264V263H83ZM86 264V262H85ZM99 264V263H98ZM102 264V263H101ZM106 264V263H105ZM115 264V263H113ZM129 264V263H128ZM147 264V263H146Z\"/></svg>",
	"mask_w": 264,
	"mask_h": 264
}]
</instances>
